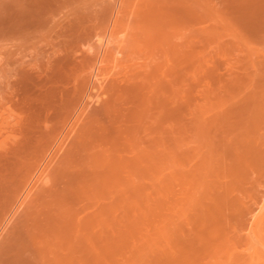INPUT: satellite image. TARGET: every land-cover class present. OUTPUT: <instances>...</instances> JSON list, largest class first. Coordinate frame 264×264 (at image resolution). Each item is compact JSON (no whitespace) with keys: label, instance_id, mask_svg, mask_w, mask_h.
Listing matches in <instances>:
<instances>
[{"label":"rangeland","instance_id":"rangeland-1","mask_svg":"<svg viewBox=\"0 0 264 264\" xmlns=\"http://www.w3.org/2000/svg\"><path fill=\"white\" fill-rule=\"evenodd\" d=\"M62 1H63V3H62ZM67 1H68V3H67ZM69 1H71V3ZM73 1L72 0H65V1L64 0H0V107H1L0 108V165H1L0 166V173L4 169H6L5 167H8L7 165L12 164V162L9 160H11V159L14 160V158L17 157L16 159L20 160V161L19 160L17 161L18 163L25 162L27 159V161L30 163L32 162L33 164L32 163L31 164L34 165L35 167L36 166L40 167V165L43 163V166H41V168H43V167H45L46 164L51 163L50 167H49L50 171L48 169V173H49L48 178H50V180L52 179V176H54V172L59 168L58 165H61V162L63 159L62 158L63 152H61L57 158H54L55 160L54 161L52 160V162L51 161L48 162L49 159H51V158L47 157V158H49L47 160L48 163L46 162V164H45L44 163V161H46V160H44V159H46L45 155L48 154L49 151H47L45 149V147H43V145H42L43 142L42 143L41 142H39V143L35 142L36 144L34 145V141H33V143H32V141H27V142L32 143V144L29 143V146L31 145L30 149H29V146H27L26 140H31V139L33 140L34 139L36 141V138L38 139L39 136H41L43 133V131H41V130H43V129L46 130L47 127H49L50 125H52V126H50V128L52 127V130H55L57 132V131H60L61 129L67 127V125L71 124V122L73 121V118L77 114V112H75V111H76L77 106L80 105L78 103L79 102L81 103V101H82V98L80 101V97H84L83 95L85 93V90L87 92H89L87 89L91 90L90 88L92 85H91V81L89 78L90 75L88 76L86 71L89 73V72H91L90 68L93 69L96 66L97 56H98L100 50L102 49L101 47L103 44H106L105 41H108L107 39L109 37H107V36H110L109 40H111V41L108 42L110 47L107 46V47H109V49L107 48V51H106L107 53L103 54L102 59L104 61H103V63H100V66L102 65V67H101V71L98 75L99 79L96 81V84H99V85L102 82L103 83H102L101 88L98 89V92H96V89H94V90H92V92H90L93 95L94 94L96 95V93H97V96L94 95L93 99L86 98V96H85L84 102H88L91 106L89 107L88 111L82 116L83 118H80L81 122L79 121L80 123H77L78 126L80 124L84 125V123L88 120L86 118L90 117L97 107H100L101 102L106 99V96H110L108 94H110L109 92L111 91L112 85L114 86V85H116L117 82L119 83L120 80L122 78H124L125 76L131 75L133 73H137L136 71H139V69H140V71H139L140 73L145 72V71H141V66H143L142 67L143 70H145V69L148 70L151 64L155 65V63L159 62V59H157V57H156V60L154 59L155 57H153V59L155 60L154 61L152 59V57H151V59H150V56L147 57V51L143 52L141 50V49H143V45L145 44L146 41L153 39V37L156 35L155 32H157V35L154 38H156L158 36V33H159V35L165 31L172 33L173 30H176L179 27L181 28V26L183 27L186 24H188V25L190 24L191 26L189 25L190 26L189 29H193L195 31V34L196 35L198 34V36L195 35L196 38H199V39H196L195 37L193 39H191V41L184 39V37L186 38V36L189 34L188 31H183L182 34L176 35L178 37H173L174 39L172 38L173 42L178 43V44H181V42L183 43L184 41L185 42L188 41L186 46L184 44L185 42L183 43L184 45L182 44L183 46H181L182 47L181 49L184 51L190 50V52H193L194 51L193 49H195V51L193 53L196 52L195 54H193V59H192L193 65H192L191 61L189 62L190 64L189 63L184 64L185 67L183 64H181L182 66L178 65L179 66L178 70L182 67L181 71L180 70L178 71L177 69L174 70L175 72L173 71V75L171 76L172 83L169 84L170 86L168 84H166L167 86L164 88V89H166L167 87H169L171 89L172 88L175 89V87H176V88H178L177 90L175 89L176 91H172L174 89L170 90L169 88H167L166 90L167 91L169 90L170 92L169 91L168 92L162 91V93L165 92V93H170V94L165 95V94L161 93L162 95H164L163 97L161 96V94L159 95V97H152V98L149 97L148 98L149 101L152 99L149 102V101H146L147 100L146 95L143 94V93H145V91L142 90V88L141 89L137 88V89L125 90L124 91V100H125L126 96H127L126 100L127 99H128L127 101L130 100V102H127L125 100V102L131 104L132 100H133V102L135 99L137 101V102H134L135 103L134 109H133V105L131 107L133 109V111L135 110V112H136L135 114L133 113L134 115H136L135 117L133 114H131L133 111H131V113L128 112L127 109L130 108V106L128 108L126 107V106H128V104L124 107V105H125L123 103L124 101H122V102H120L121 100L119 101V103H122L123 105H121L119 103H114L117 101L111 102V104L108 105L110 114L108 115L107 119H110L109 118L110 116L115 117V114H117V113H118V115H116L117 118H114V120H116V121H117V119H118V121H120L123 118L122 120H125V119L131 120V122L133 124L138 125L139 123L135 122V121L136 120L138 121L139 119H141L143 121V125H144V122L146 121L145 126L147 128L144 126L142 127L144 131H145V128H146V130L149 129V124H147V123H150V121L151 120L153 121L155 118L160 119V117H162L164 115L165 118L163 117L164 119L162 121L161 128H162V131L164 132L163 133L164 137L166 136L165 139L168 140V138L171 136V134H169V133H171V131H173V132L175 131L176 134L178 132H180L177 136L180 138V140L183 144L182 143L180 144L182 147H179V150L181 149V151H184V152L181 153L178 150L180 152V155H181L178 158L180 159V157H181L182 163H181V159L178 160V162H175V161H174V163L171 162L173 164H175V163L177 164V166H178V167L176 166L177 171L173 170V169H175V168H173L175 166L171 167L172 165L171 166L169 165L172 168V169H170V170H172L170 176H168V173H170V171L166 169L168 172L166 175L167 177L165 178V174H164V178L162 176V179H161L160 174L163 173L164 171H166L165 165L168 162L170 163V161H172V160H170L169 158L164 159L167 162L166 163L163 161L165 163L163 165L165 168L162 167L164 170H162V172L160 170H158L159 172L155 174L154 172H157L156 168L159 169L158 166L160 165V164L157 165L159 163L157 160L156 161L158 163L156 164V161H155L156 155H154V157H153V155L151 156L148 152H146L147 149L144 150L145 148H142V150L144 152L141 150L142 154H140V155H143V158H144V156L147 154L144 159L148 162V165L152 168V170H149L150 173L148 171V172H145V174L150 175L151 171H152L153 174L160 176L159 179H161V180L164 179L165 183L163 181L160 182L161 180L158 179L157 180V181H159L158 184H155L157 186V189H158L159 187H161L160 183H163L162 187H164V188H162V189L160 188L157 191L156 186H154V188L156 189L158 194H159L160 190H162V191H160V193L164 191L163 192L164 196H162L163 200L161 199V196H160L162 193L157 195V194H153V192H152L155 190L152 186L154 185L155 182L157 183V181H156L157 176L155 177V175L154 176H152V174L150 175L152 178L155 177L154 183L152 182V180H154V179H152L150 176L149 177L152 179L151 182L149 180L150 178L146 177V175L140 176V177H146L147 179L141 181L142 179L139 178L137 180L138 182L136 183L135 187H137L138 184H139L138 185V187H139L141 184H144V182L147 181V183H145V185L146 184L148 186L152 185L151 187L153 189H151V187L148 188L147 186H145V188H148L149 189L148 191L151 192L150 193L147 190H145V193H147V195L144 194L146 198L145 197L142 198L141 197L142 195L140 193H139L140 196L138 194L135 195L134 192H137L136 191L137 189H135L132 192L131 198L133 201V206L131 207L130 212H129V221H128L129 225L128 224L126 225V222H125V226H124V224L122 225L119 223H118V225H116V227H115L116 240L114 243V250L112 252V255H110V257L108 259L106 254L105 255L102 254L104 256L99 258L98 262H99V264H120V263L125 264L126 263L125 261H127V263H128L129 259H131L128 264H134L135 261L139 263L140 259H142V260L146 261V263L144 261V264H147L151 261L154 262V264H157L162 257L163 261H164V259L170 260L171 261V262H169L170 264H173L174 263L173 261L183 260V259H184L183 264H184V262H186L185 264H195V263L196 264H206L205 262H207V264H221V263H218V261L220 260L221 262H223L224 261L223 259L226 258V256H225L226 253H228V254L229 253H234V254H241L242 253L243 254L245 252V250H244L245 246L243 245V242L238 240L240 229H238L236 227V225L238 223V221H237L238 214L240 212L238 214H235L234 211L231 210L230 211V213L232 212L231 214L227 213L229 208L225 209V210H227V212H226L222 208V207H224L225 204L220 206L217 203L219 202L218 200H219L220 195L226 196V194L229 192L227 190H229L230 187H227V186H231V185H226L227 182H228V184L229 183L233 184V185L236 184L235 186H232V188H235V189H233V192H234L235 197L237 196L239 198V200L241 201L240 202L238 200V202H240L242 204V206H244L243 208H245V211L246 210L249 211V209L254 207V204L256 203V201L260 200V198L262 197L261 193L264 192V0H213V1L212 0H199V1H197V0H192V1L191 0H109V1L108 0H73ZM64 2H66V3H64ZM197 3H198V5H197ZM18 4H20V5H18ZM74 4H75V6H74ZM102 6H104V7H102ZM111 6H113V7H111ZM198 6H200L201 9ZM105 7L107 9H105ZM108 8H109V10H108ZM202 8H203V10L207 9L206 13L208 10H210L209 13L211 12V14H207V15H211V16L202 17V19H201L200 18L201 16H199V15L200 14L202 15V13H200V12H202ZM100 9H101V11H100ZM221 9H222V11H221ZM194 10H195V12H197V11L199 12L201 10L199 12L200 14L194 13ZM115 11L117 12V14ZM4 12H6V13H4ZM99 12L100 13L102 12V13L98 14ZM122 12H123V14H122ZM203 13L206 15L205 11ZM195 14H196V16H195ZM197 14H198V16H197ZM160 17H161V19H160ZM221 17H222V19H221ZM154 18H156V19H154ZM206 18H207V20H206ZM208 18H210V19H208ZM80 19H81V22H80ZM148 19H149V21H148ZM212 19L215 22H213ZM208 20H210V21H208ZM82 21H84V22H82ZM98 21L100 22V24H98ZM140 22L141 23L143 22V23L140 24ZM210 22H211V24H210ZM159 23L164 24V25L162 24V27H160L163 29V31L156 29L158 26H161V24L158 25ZM93 25H95V26H93ZM209 25H211V27ZM61 26H63L64 29H60V28H63ZM152 26H154V27L152 28ZM155 26H157V27H155ZM174 26H177V28L171 29V28H174ZM203 26L204 27L206 26V28H204ZM91 27H93V28H91ZM141 27H142V30H141ZM169 27H170V29H169ZM146 28H149V29L151 28L152 29V30L150 29L151 32H150V30H148ZM108 29H109V31H108ZM111 29H112V31H111ZM138 29H140L141 31ZM33 31H35V32H33ZM207 31H209L213 37L210 34H208L209 32H207ZM99 32H100V34H99ZM67 33H68V35H67ZM138 33H140V34H138ZM151 33L152 34L154 33V34L152 35ZM202 33H203V35L201 37H199ZM26 34H28V35H26ZM122 34H123V36H122V38H120ZM125 34H127V35H125ZM179 35H184V36H181V40H180ZM18 36H20V37H18ZM94 36H96V37H94ZM146 36L149 39H147ZM70 37L73 39H71ZM137 37H139V38H137ZM119 38H120V41H119ZM140 38H141V40H140ZM142 38H143V40H142ZM43 39H44V41H43ZM68 39H69V41H68ZM89 39H91V40L89 41ZM117 39H118V41H117ZM131 39H132V41H131ZM175 39H177V40H175ZM123 40H125V41H123ZM114 41H115V43H114ZM195 41H197V42H195ZM47 43H48V45H47ZM59 43H60V45H59ZM142 43H144V44H142ZM56 44H58V45L54 46ZM141 44H142V46H141ZM73 45L75 48L72 47ZM92 45H93V48H92ZM118 45H120V46H118ZM122 45H124V46H122ZM127 45H129V46H127ZM132 45L134 46V48H132L133 47ZM64 46H66L67 48ZM81 46H82V49H81ZM125 46H126V49H125ZM188 46L190 49L188 48ZM138 47H141V49ZM51 48H52V50H51ZM86 48H91V49L87 51ZM53 49L56 51H53ZM58 49H60V50H58ZM80 49H81V51L85 50L84 53L81 52ZM131 49H133V50H131ZM137 49H138V51H137ZM93 50L98 51V53L93 51ZM66 51L71 55V57H69L70 55H68V53ZM135 51L138 53L141 51V53L138 54ZM86 52L87 53L89 52V53L87 54ZM91 52H93V53H91ZM145 52H146V54H145ZM53 53H54V55H52ZM73 53H75V54H73ZM116 53L119 55H117ZM47 55H49V56L52 55V56H50V58H49V56L47 57ZM129 55L131 57H129ZM136 55H139V56L137 57ZM144 55H146V58ZM45 56H46V58H45ZM56 56L60 60H57L58 58ZM85 56H87V58H88L87 60H89L91 62L87 63V61L85 60L86 59ZM63 57H65V58H63ZM76 57H79V58L77 59ZM90 57H92L91 58L92 60L90 59ZM47 58L49 59V61L53 62V64L58 65L61 62H63L64 64L63 63L60 64V65H62V68L60 67V70H59L57 65H56L57 68H55L54 67L55 65H54L53 66L54 68H52V69L50 68L51 70L46 69L47 66H45V65H47V62H48ZM195 58H196V60H195ZM63 59H64V61H63ZM121 59H123V60H121ZM45 60H46V64H45ZM128 60H129V62H128ZM132 60H134L133 61L134 66H133V63L130 62ZM148 60L149 61L151 60V61L149 62ZM57 61H59V63H57ZM81 61H83L85 63H83ZM135 61L138 63H135ZM195 61H196V63H195ZM54 62H56V63H54ZM77 63L79 65H77ZM149 63H151V64H149ZM88 64L90 66H92L93 64L94 65L92 67H89ZM147 64H149L148 67H147ZM36 65H38V66H36ZM128 66L129 67L131 66V67L129 68ZM137 66H138V69H135ZM139 66H140V68H139ZM84 67H87L86 68L87 70L83 69ZM88 68L90 71L88 70ZM35 69H37V70H35ZM80 70L82 71L81 73H80ZM118 72H119V74H118ZM129 72H130V74H129ZM80 74H82V76ZM84 74H87V75L84 76ZM120 76H122V77H120ZM84 77H85V79H84ZM87 77H88V80L86 79ZM105 86H107L106 87L107 90H106ZM172 86H174V87H172ZM177 86H179V87H177ZM178 90H180V91H178ZM142 91H144V92H142ZM141 95H143L144 99H146V100H144L143 96H141ZM60 96L63 98H61ZM165 96H166V98H165ZM90 97H92V95ZM139 97L142 98L141 101H143V100L145 101V103H143V102H142L143 104L141 103V106H140V104H138L139 103V101H138ZM161 97L163 99H161ZM5 98H7L8 100ZM164 98H165V100H164ZM63 99H66V100L69 99V103L72 105L69 104V106H68L67 104H63V103H68V101L66 102L65 100H64L65 101L64 102ZM122 99H123V97H122ZM167 99H169V100H167ZM95 100H97L99 103L97 102V104H96ZM153 101L155 103H152ZM14 102H17V103H14ZM57 102L59 104L61 103L60 107L64 105L63 111L60 110V108L58 110L59 104ZM133 102H132V104H133ZM148 102L151 105L148 107H145L144 106L145 104L149 105ZM9 103H10V105H9ZM170 103H172V104H170ZM112 104H113V106H112ZM116 104H118V105H116ZM110 105L112 106L111 111H110ZM120 105H121V107H120ZM152 105L154 107H152ZM170 105H172V106L168 107ZM16 106H18V107H16ZM65 106H68L69 108L68 107L67 108L69 110L66 109ZM71 106L73 109L71 108ZM135 107H137L138 109L140 108V111L139 110L136 111L137 108L135 109ZM143 107H145V108H143ZM123 108H126V111ZM163 108H166V109H163ZM186 108L188 111H186ZM150 109L152 111H154V113ZM201 109H203L204 111ZM14 110H16V111H14ZM129 110H131V109H129ZM165 110H166V113H165ZM169 110H170V112L174 111V113H176L177 116L173 115V113H170ZM30 111H31V113H29ZM116 111H118V112H116ZM144 111H145V113H143ZM191 111H194V114ZM137 112H138V114H137ZM14 113H16V114H14ZM89 113H90V116H89ZM140 113H142V116ZM146 113L148 116L146 115ZM19 114L21 117L24 116L23 117L24 119L20 118ZM42 114H43V116H41ZM49 114H51V117L49 116ZM61 114H63V115H61ZM67 114H68V116H67ZM130 114H131V116H130ZM143 114H144V117H143ZM165 114H167V116ZM57 115H58V117H57ZM152 115H153V117L151 119ZM171 115L177 117V118H175V121H177L179 123L178 124L179 129H178L177 124L174 123V121H173L174 119L172 118L173 116L171 117ZM199 115H203L204 117L202 116L200 118ZM47 116L49 117V119H51V121L50 120L47 121L48 123L45 122L48 126L46 124H44V122L43 123L41 122L43 120L45 121L44 117L47 119ZM168 116H170V117H168ZM196 116L198 119L196 118ZM30 117H34V119L36 117V120H38V121L41 120V121H40V123L34 124V126L36 127L35 129H38L37 131L32 127L34 129L32 131L35 132V135H33L34 133L31 132L32 134L28 136L27 134L28 133L30 134L31 130L29 131L28 130L29 127H26V122L28 120L27 118L30 119ZM132 117H134V118H132ZM136 117H137V119H136ZM139 117H141V118H139ZM84 118L86 119V121ZM17 119L20 122L16 121ZM147 119H149L150 121L148 120L149 122H147ZM167 119L169 121H167ZM170 119H173V120H170ZM196 119H197V121H196ZM64 120H65V122H64ZM112 120H113V118L111 119V121ZM203 120L205 121V123ZM202 121H203V123H201ZM209 121H210V123H209ZM167 122H168V124H167ZM41 123L44 124V126H46V128L45 127H43V128L39 127V124L42 126ZM49 123H50V125H49ZM197 123L200 125H198ZM20 124H22V125H20ZM105 124H106V126L105 125L104 126L106 127L107 131L111 132L110 129L113 130V132H111V133H113L115 136V133H114V131L116 132V130L114 129L115 124L111 123L113 125H111V127L108 126L109 130L107 128L106 122H105ZM141 124H142V122L138 125L139 130L141 129L140 128ZM169 124H170L171 130L168 126ZM57 125H59V126H57ZM63 125H64V127H63ZM108 125H110V124H108ZM185 125H186V127H185ZM78 126L77 125L75 126L74 131L72 132V135L74 133L75 134L73 136L71 135L72 139L71 138L68 139V141L70 139L71 140L66 143L64 150L68 149V147H69V149H70V147H72L71 143L74 142L75 138L78 136L80 130L82 129V125H80L79 127ZM172 126H174V128ZM207 126H208V128H207ZM77 127H78V129L81 127V129L78 130V129H76ZM150 127H151V125H150ZM199 127H201L200 129L203 128L202 131H200ZM26 128H27V131H26ZM39 128H41V129L39 130ZM48 129L46 132L49 133V131H50V133H51L52 130L50 129L48 131ZM75 129L77 132L75 131ZM246 129H248L250 131V133H252V131H253V133L251 134V137L253 139H255L254 140L255 143L253 142L255 145V146L253 145V147L255 148V151H254L255 153L253 152L254 149H253L252 145L250 146V144H249V147H252L253 150L249 149L247 147L248 146L247 143H246L247 146L246 145L242 146L243 148L245 147L247 150L249 149L252 151V154H251V151L245 152V153H249L250 154L249 156H247L248 154L245 155L244 152L241 151V150H245V149H242L241 147H239V151L237 153V156L239 157V153L242 152V154H240V157H239V158H241V160L240 159H238V160H240L239 163H243V164L239 165V164H237L238 160H236L237 159L236 158L237 156L235 155L236 153L235 154L233 153L234 151L236 152L238 149L234 150L233 148L236 149V146L234 145V143L238 140H241V137H242L241 135H244L245 133L249 134V131H247ZM253 129H255V131L257 133H255V131ZM143 130H141L140 132H142ZM229 130H231V131H229ZM244 131H246V132H244ZM26 132H28V133H26ZM108 132H105V134H107ZM145 132H149V130L145 131ZM241 132L242 133L244 132V134H240ZM36 133H38V134H36ZM44 133H43V135H44ZM111 133H108L109 136H113V135H111ZM190 133H192V134H190ZM103 134H104V132H103ZM126 134H128V133H126ZM142 134H146V133H142ZM101 135H99V136H101ZM118 135H120V134H118ZM122 135H123V133L119 137L115 136L116 138L113 136L114 137L113 141H110L111 138L109 137L110 140L107 139L108 142L104 138V137H106V135L104 137L102 136V138H104V141H106L107 143L114 142V144L116 143V140L118 138V141L116 144H117L118 148L121 147V149H122V147L123 148L125 147L124 150L122 149V152L125 153L124 152L125 149L128 150V148H126L127 145L124 146L125 145L124 142L126 139H123V138H127V136L124 134L122 137ZM234 135H235V137H234ZM236 135H238L240 138ZM24 136L25 137L27 136L30 138L29 139L26 138V140H25ZM34 136H36V138ZM99 136H97L95 138V140H96L97 144L102 145L103 141L101 142V140L99 139L100 138ZM228 136H229V140H228V138H226ZM190 137H191V140L189 139ZM248 137H245V139H248L247 141H250L251 140L250 136H248ZM254 137H256V138H254ZM23 138H24V140H23ZM106 138H108V137H106ZM243 138H242V140H243ZM121 139L123 141H121ZM165 139H164V141H165ZM186 139L189 142V144H187L188 142L186 141ZM188 139L190 141H192L193 139L194 140L192 142H190ZM203 139H204V141H201ZM207 139H209V140H207ZM245 139H244V143L246 142ZM22 140L25 141L26 145L23 144ZM42 141H44V140H42ZM97 141H99V142H97ZM194 141H195V143H193ZM165 142H167V141H165ZM239 142H237V143H239ZM237 143H235V144H237ZM240 143H242V145H244V143L242 141ZM240 143H239V145H240ZM250 143L252 144V142H250ZM151 144H153V142L150 143V145H149V143L147 145H149L151 147L152 146L155 147V143L153 145H151ZM204 144H206V145H204ZM22 145L25 146V149H24V146H22ZM37 145L39 146V148ZM106 145H108V144H105V142H104L102 147L105 150L107 148H109V151H108V149L106 150L108 155L110 154V156H111V157L109 156L108 164H109V166H111V168L114 167L116 170H118L119 167L121 166L122 161L125 162V159H123L125 156L123 157L122 152H120L121 150L118 151V152H120L121 158L118 155L119 153L112 151V150H116V148H114V146L112 148H110L113 145V143H112V145H108L109 147H106ZM158 145H161V143H159ZM32 146L35 148L37 147V149L35 150L34 148H32ZM66 146H68V147L66 148ZM183 146H185V147L187 146V147L185 148ZM194 146H196V147L193 148ZM232 146H233V148L231 149L230 147H232ZM237 146H238V144H237ZM151 147L148 149V151L150 152L151 150H154V154H155V152H157L156 149H158V150L160 149V151L164 149L163 147H161V148L156 147V149L155 148L151 149ZM212 147H214V148H212ZM228 148H230L231 151H233V150L234 151L231 152L230 149H228ZM240 148H241V150H240ZM17 149L18 150L20 149L21 151L19 152ZM95 150L92 147V149H90L89 153H93ZM117 150H119V149H117ZM194 150H196V151L194 152ZM17 151L20 154L17 155V153H16ZM66 151L67 150H65V152ZM110 151H111V153H110ZM165 151L166 150H164L162 152L165 153ZM167 151H169V150L167 149ZM186 152H187V154H186ZM216 152H218V153H216ZM29 153H32V156ZM39 153H40V155H39ZM116 153H117V155H116ZM213 153L217 156H214ZM231 153H233V154H231ZM33 154L37 155V156H34ZM126 154H124V155H126ZM205 154H207V155H205ZM14 155H15V157H14ZM19 155H21L25 160L22 158H18ZM26 155L27 156L29 155L31 157L28 156V158H25ZM183 155H184V157H183ZM242 155L244 158L241 157ZM254 155H255V157H253ZM112 156H115V157H112ZM126 156L128 157V155H126ZM185 156H186L187 160L189 159V156L191 157L189 160L190 162L185 161L186 160V159H184ZM245 156H246V160L248 157L249 161L244 160ZM11 157H13V158H11ZM40 157H42V158L40 159ZM233 157L236 159L234 160ZM140 158H141V156H140ZM42 159H43V161H42ZM56 159H58V160H56ZM149 159L151 160V162L149 161ZM59 160H60V162H59ZM167 160H169V161H167ZM197 160H198V162H196ZM200 160H202V162H204L203 163L204 165L202 164V162L200 163ZM8 161H9V164H8ZM40 161H42V162H40ZM219 161L220 162L222 161V162L220 163ZM244 161L247 162L246 165H244V163H245ZM4 162H6L5 166L3 165ZM117 162H119L120 166ZM192 162H193V164H192ZM195 162L199 167L197 165L196 166L194 165ZM27 163H26L25 167L29 164V163L28 164ZM115 163L117 165H115ZM154 163L157 165L156 168L154 166ZM184 163L187 164L188 166L185 165ZM188 163L189 164L191 163V164L189 165ZM198 163H200V164H198ZM161 164H163V163H161ZM32 165L31 166L28 165L29 169L31 171H32V169H31L32 167H33V169L35 168ZM200 165H202V166H200ZM242 165H244L246 169L243 168L244 166L241 167ZM54 166H55V168L53 169L52 167H54ZM153 166H154V168H153ZM166 166H168V165H166ZM191 166L192 167L195 166V170H194V167L192 168L194 173H193V171H189V170H192V169H190ZM25 167H24V163H23V166L20 167V169H18L16 172H14L15 177L12 174L13 177H11V179L12 178L13 179L12 180L10 179L11 180L10 182L18 181V179L23 174V172H26L25 169H28ZM160 167H161V165H160ZM197 167L199 168L198 170H196ZM200 167H202V168H200ZM22 168H23V170H22ZM149 168H147V170ZM178 168L181 170L179 171ZM203 168H204V170H203ZM1 169H3V170H1ZM120 169H122V166ZM13 170H15V169H13ZM19 170H21L20 174H19ZM199 170L201 171L200 173L198 172ZM121 171L124 172L123 170H121ZM121 171H120V173H122ZM36 172H37V169H36ZM36 172L34 170V172L32 174V176H33L32 180L35 179V176H37L35 174ZM130 172H132V171L130 170ZM195 172H196V174H195ZM17 173L20 175L19 177L17 176ZM125 173H127V174L121 175V177H122V179H120L121 181H124V180L126 181V179H125L127 177L126 175H129V173L128 172H125ZM173 173H175V174L172 175ZM180 173H181V176H179ZM182 173L184 175L186 173V175L183 176ZM189 173H192V176ZM204 173H205V175H204ZM227 173H228V175H227ZM34 174H35V176H34ZM102 174L103 173H101V177H102ZM132 174H133V172H132ZM132 174L130 173L129 176H133V177L128 176V178H130V180L127 179V181H131V182L133 181V185H134V181L136 182L135 179H137L138 177L135 174H133V175ZM201 174H203V175H201ZM219 174H220V177L218 176ZM124 175H125V177H123ZM161 175H163V174H161ZM188 175H189V178L187 177ZM199 175H200L201 179L196 178V177H199ZM16 176L18 177V179L16 178ZM77 176L78 175H75V176L73 175V177H76L77 178L76 180L78 181ZM228 176H229L231 181L229 180ZM80 177L81 178H79L78 183L82 180V184H84V186H85L87 184V182L85 181L86 182V184H85V183H83V181L86 179L84 178V176L82 174ZM134 177H136V178H134ZM194 177L196 178V180ZM209 177H210V179L211 178L212 179L210 180ZM217 177H218V179H217ZM224 177L227 178L230 182L227 179H225ZM73 179L74 178L71 177L72 181H74ZM197 179H199V181H201L203 184L201 182H199ZM38 180H41V179H36V181L33 180V183L30 182L29 187L33 186L34 187L33 190L38 191V193L35 192V193H37V194H35V196L38 198V200L40 199L42 201V199L44 197L42 193L47 187L50 186L49 184H51V183H50V181H49V184H48V182H46L47 185H45V183H44V185H45V188H44V185L42 187V184L44 181L38 182ZM139 180L141 181V183ZM148 180L150 183L148 182ZM173 180H175V181H173ZM212 180H214V181H212ZM226 180H227V182H226ZM178 182H180V183H178ZM198 182H199V184H197ZM205 182L207 185L206 184L204 185ZM222 182L223 183L226 182V183L222 184ZM171 183H173V185ZM183 183H185V185ZM193 183H195V184H193ZM79 184H81V182ZM79 184H77V186ZM165 184H167L169 186H166ZM180 185H182L183 187L182 186L180 187ZM219 185L220 186L225 185V187H224L225 189L222 188V186L220 187ZM81 186H83V185H81ZM81 186H79V188H82ZM172 186H173V188H171ZM188 186L190 188H188ZM204 186H206V187H204ZM236 186H238V187H236ZM166 187L169 188V190H167ZM201 187L204 188V189L202 188L203 189L202 192H203L204 196L207 197V199L204 196H202L203 194L201 192ZM170 188H171V190H170ZM179 188L182 189L183 192ZM195 188L198 190V192ZM198 188L200 189V192H199ZM218 188H220V192H219ZM232 188H230V191L232 190ZM236 188H238L239 190ZM88 189H90V188H88ZM88 189H87V187H85V189H84L85 192L88 191ZM92 189H94V188H92ZM92 189H90L89 191L91 192ZM172 189L174 191L175 190L176 191L174 192ZM207 189L210 192L212 191V189H214L215 194H213V191H212V194H213L212 195L210 192H208ZM217 189H218V192H217ZM222 189H224L225 191ZM33 190H32V193H30V195H29L30 198L28 197L25 200L26 202L24 203V205H22V207L20 209L23 211V213H22V211L18 210L17 213L12 218L13 221L11 220L10 222H8V224L5 220L8 218L7 221H9L10 215L15 210L14 208H16L17 206H15L14 200L13 201L11 200L12 202L10 201L8 205L5 204L6 206L5 205L0 206V209H1L0 214L6 215V216H4L5 219H4V217L0 218V224H1L0 233L2 232V235H0L2 238V240L0 242L1 248L5 247L7 245V241L10 239L9 238L10 235H9L8 239L6 238V240H4L5 237H7V235L9 233L12 236L13 232L20 226L22 218L25 219L24 218V216H26L25 212L27 211L26 212L27 214H28V211L30 212L31 208H29V206L30 207L33 206L35 208L36 206H38L41 203V201H38L37 198L34 195H32L34 192ZM80 190H82V189H80ZM95 190L96 189L92 190L93 196L96 195L97 190L96 191ZM192 190H194V192ZM206 190L208 193L206 192ZM77 191H78V194L82 192V191L80 192L79 190H77ZM94 191H95V193H94ZM165 191H167V192L169 191L168 193H170V191H172L171 192L173 194L172 199H169V198H171L172 194L167 195L168 193ZM223 191H224V193H223ZM204 192L207 195H205ZM225 192H227V193H225ZM233 192H232V194H233ZM2 193H3V191L1 190V192H0L1 196L3 195ZM17 193L13 194V197H15V199L18 195ZM119 193H121V195ZM165 193H167L166 195L168 196V198L165 197L166 196ZM177 193L180 195H178ZM185 193L188 196L185 195ZM198 193L202 194V195H200V197L202 196L201 200H199L200 198L198 196L199 195ZM216 193H220V195L219 194L217 195ZM221 193H223V194H221ZM15 194H17V195H15ZM70 194H73V193L70 192L68 195H70ZM82 194H84V191H83V193L79 194V197ZM88 194H89V192L85 195L87 196ZM115 194H116V196L117 195L123 196L124 195L123 187L120 186L119 190H118V194H117V192ZM208 194H209V196L212 195V197L215 196V197H213V200L216 197H218V198H216V200H214L216 202L215 205L213 204L214 201L210 202V200L212 198L208 199ZM4 195H5V191H4ZM134 195H135V197H137V200H138V196H139L140 201L139 200L138 201L141 203V206H138L139 202L137 203V200L134 199L135 198ZM194 195H196L198 197H196ZM227 195H228L227 196L228 199H229V196L230 197L233 196L230 194H227ZM73 196L75 198V195H73ZM93 196L90 195L91 198ZM106 196H108V195H106ZM116 196H114V197H116ZM185 196H187V197L192 196V197H190V199L188 200V198H186ZM10 197H11V195L9 196V198ZM66 197H67V195H66ZM69 197L70 196H68V198ZM72 197L70 198L72 201L70 199H67V201L69 203H67V201L66 202L63 201L62 199H64V198H62V199L59 198V199H61V201L59 200L60 202L58 201V203H60L59 205H60L61 209L60 208L59 209L61 212L71 211V213H73V210H74L73 214H75V212H77V214H78V211H79L78 209L85 210V207H83V206H84V203H86L87 198H85V197L82 198L83 196H81L80 199L77 198V199H75V202H74V200H73L74 198L72 199ZM76 197H78V195ZM195 197L199 200V203H198V200L195 199ZM235 197L233 196V198H235ZM237 197L235 198V200L232 198L233 199L232 201L234 203H236ZM141 198H142V200H144V202L141 201ZM33 199H36V200L32 201ZM119 199L120 198L118 197L117 200H119ZM191 199H192V201H190ZM76 200H78V201H76ZM87 200H89V198ZM173 200H175V202ZM62 201H63V203H61ZM163 201L165 202V204ZM169 201H171L170 204H169ZM177 201L179 203V206H178V203H176ZM193 201H194V203L192 204ZM34 202L36 203V206H35ZM37 202H39L38 205H37ZM70 202L71 203L74 202V206H72V204H70ZM82 202H83V205H82ZM103 202H105V201H103ZM166 202L168 204H166ZM185 202H186V204H185ZM208 202H209V204H208ZM11 203H12V205H11ZM32 203H33V205H32ZM143 203H145V204H143ZM230 203H232V202H230ZM175 204H177V205H175ZM189 204L191 206H189ZM210 204H213L212 206L214 207V209H216L218 207V206H216V204L219 205V208H217L215 211H218V209H221V213L220 212L217 213L216 216H213V213H212V216L210 215L211 216V218H210V216L208 214H210V210H211V208L213 209V207L210 206L211 208L209 210L207 208L204 209V206L208 207ZM9 205H10V208H9ZM13 205H14V208L11 207ZM27 205H28V208H27ZM75 206H78L77 207L78 211L75 210L76 209ZM198 206H200V207L198 208ZM215 206H216V208H215ZM33 207H32V210L34 209ZM71 207H72V210H69V209H71ZM74 207H75V209H74ZM80 207H82V208H80ZM187 207L192 208V209H188ZM194 207H196V208H194ZM11 208L14 210L12 211ZM168 208H170V209H168ZM197 208L199 209L198 210L200 213L199 216L197 214L198 211L195 213ZM3 209L5 212H3ZM187 209L191 212V214H189L190 212ZM200 209L202 211L204 210L206 215L201 214ZM222 209H223L225 214L222 213ZM90 210L91 209L86 210V211L90 212ZM116 210H118V208ZM164 210H166V211L164 212ZM167 210H168V212H167ZM176 210H178L179 212ZM207 210H208V212L206 213ZM192 211H194V213ZM18 212L19 213L21 212V214L19 215ZM118 212H119V210H118ZM17 214H18V216H17ZM83 214H84L83 218H85V214H87V212L84 213V211H83ZM195 214L197 216H195ZM226 214L228 216H230V217L227 216V219H226ZM78 215L77 216L80 218V214H78ZM117 215H119V214H117ZM193 215L195 218L193 217ZM168 216H169V218H168ZM217 216H219V217H217ZM223 216H225V219ZM14 217H15L16 222L18 221L19 223L15 224ZM78 217L75 218L76 221H75L74 217L72 218L74 220V224H75V222H77V219H79ZM196 217H200L201 219L198 218V220H197ZM203 217H204V220H203ZM86 218H87L86 220H88V217H86ZM2 219L5 221L4 225H3ZM228 219H229V221H228ZM80 220H83V219H80ZM227 221L229 223L231 222L230 223L231 226L228 225V227H227ZM58 222H59V220H58ZM212 222H213V224H212ZM217 222H218L219 227H217L218 225L217 226L215 225V224H217ZM5 223L7 224V226H5L6 225ZM53 223L55 224V223H57V221L53 222ZM195 223H197V224H195ZM201 223H203L204 225ZM233 223H234V225H233ZM199 224H200V228H199ZM51 225H53L52 222L49 226H51ZM69 225L70 224H68V226ZM178 225H180V226H178ZM4 226L7 229H5L6 232L3 233ZM175 226L177 228H175ZM211 226L213 228L212 230H211ZM234 226L236 228H234ZM11 227H12V229H11ZM225 227L227 228L228 231L226 230ZM62 228L63 227H61V229ZM178 228H180V230L181 229L182 230L178 231ZM8 229H9V233H8ZM63 229H64L63 231L65 232V228H63ZM213 230H214V232H213ZM205 231H206V233H205ZM242 232H244V231H242ZM173 233L176 236H173ZM177 234H179V236ZM180 234H181V236H180ZM208 234L210 235L211 238L209 239V237H208V241H207V237H205V236H207ZM198 235L200 236V238ZM225 235H227V237H225ZM261 241H262V243H264V234H262V236H261ZM165 242L170 243V246L172 245V243L175 245H177V243H180V247L182 246V250H180L178 252V250H179V248H178V250L176 249V254L174 253L175 250L173 251V253H174L173 254L172 248L169 249L168 248L169 244H166ZM262 245H264V244H262ZM173 246L174 245H172V247ZM191 246H193V247H191ZM177 247H179V244ZM194 248L195 249L197 248V250L195 251ZM184 249H185V253H184ZM215 249H220V250H215ZM169 253H171L172 255L171 254L169 255ZM195 254H197V255H195ZM228 254H227V258H228ZM200 256H202V257L200 258ZM175 258H176V260H175ZM198 258H200L201 260ZM134 259H135V261H134ZM154 259H157V260H154ZM106 260H108V261H106ZM185 260H187V261H185ZM156 261H158V262L156 263ZM215 262H217V263H215ZM140 263L143 264V262H140ZM160 263H161V261L159 262V264ZM164 263H165V261H164ZM169 263H167V264H169ZM175 264H182V263L181 262L179 263V261H178ZM226 264H228V261Z\"/></svg>","mask_w":264,"mask_h":264},{"label":"bare ground","instance_id":"bare-ground-1","mask_svg":"<svg viewBox=\"0 0 264 264\" xmlns=\"http://www.w3.org/2000/svg\"><path fill=\"white\" fill-rule=\"evenodd\" d=\"M65 1V0H64ZM73 1V0H72ZM109 1V0H108ZM107 1V2H108ZM192 1V0H191ZM197 1H199V0H197ZM213 1V0H212ZM37 2V1H36ZM70 3H71V1H69ZM74 2V1H73ZM151 2V1H150ZM174 2V1H173ZM195 2V1H194ZM219 2V1H218ZM4 3V2H3ZM34 3V2H33ZM56 3V2H55ZM62 3H63V1H62ZM64 3H66V2H64ZM67 3H68V1H67ZM69 3V4H70ZM106 3V2H105ZM104 3V4H105ZM109 3V2H108ZM178 3V2H177ZM190 3V2H189ZM203 3V2H202ZM201 3V4H202ZM225 3V2H224ZM73 4V3H72ZM110 4V3H109ZM200 4V5H201ZM206 4V3H205ZM208 4V3H207ZM18 5H20V4H18ZM23 5V4H22ZM29 5V4H28ZM60 5V4H59ZM68 5V4H67ZM77 5V4H76ZM119 5V4H118ZM187 5V4H186ZM197 5H198V3H197ZM196 5V6H197ZM69 6V5H68ZM74 6H75V4H74ZM107 6V5H106ZM109 6V5H108ZM193 6V5H192ZM20 7V6H19ZM30 7V6H29ZM57 7V6H56ZM59 7V6H58ZM64 7V6H63ZM102 7H104V6H102ZM111 7H113V6H111ZM195 7V6H194ZM193 7V8H194ZM198 7H200V6H198ZM2 8V7H1ZM7 8V7H6ZM18 8V7H17ZM16 8V9H17ZM47 8V7H46ZM119 8V7H118ZM141 8V7H140ZM192 8V9H193ZM59 9V8H58ZM103 9V8H102ZM105 9H107L106 7H105ZM184 9V8H183ZM200 9H201V7H200ZM209 9V8H208ZM26 10V9H25ZM31 10V9H30ZM40 10V9H39ZM64 10V9H63ZM108 10H109V8H108ZM187 10V9H186ZM196 10V9H195ZM195 10H194V13H198V14H200V13H202V15L200 14L199 16H201L200 18L202 19V17H206V16H211V15H207V14H211V12L209 13V11L210 10H208L207 11V13H206V10H203V8H202V12H195ZM17 11V10H16ZM62 11V10H61ZM99 11V10H98ZM97 11V12H98ZM100 11H101V9H100ZM105 11V10H104ZM150 11V10H149ZM157 11V10H156ZM182 11V10H181ZM205 11V13H206V15L203 13ZM221 11H222V9H221ZM58 12V11H57ZM63 12V11H62ZM103 12V11H102ZM101 12V13H102ZM107 12V11H106ZM105 12V13H106ZM116 12V11H115ZM188 12V11H187ZM191 12V11H190ZM4 13H6V12H4ZM64 13V12H63ZM62 13V14H63ZM100 12L98 13V14H101ZM104 13V14H105ZM120 13V12H119ZM56 14V13H55ZM66 14V13H65ZM111 14V13H110ZM116 14H117V12H116ZM122 14H123V12H122ZM155 14V13H154ZM191 14V13H190ZM189 14V15H190ZM198 14H197V16H198ZM31 15V14H30ZM34 15V14H33ZM44 15V14H43ZM121 15V14H120ZM140 15V14H139ZM100 16V15H99ZM102 16V15H101ZM151 16V15H150ZM194 16V15H193ZM195 16H196V14H195ZM126 17V16H125ZM142 17V16H141ZM29 18V17H28ZM66 18V17H65ZM100 18V17H99ZM158 18V17H157ZM199 18V19H200ZM101 19V18H100ZM107 19V18H106ZM153 19V18H152ZM154 19H156V18H154ZM160 19H161V17H160ZM198 19V18H197ZM208 19H210V18H208ZM221 19H222V17H221ZM225 19V18H224ZM163 20V19H162ZM204 20V19H203ZM206 20H207V18H206ZM205 20V21H206ZM62 21V20H61ZM101 21V20H100ZM115 21V20H114ZM148 21H149V19H148ZM155 21V20H154ZM157 21V20H156ZM160 21V20H159ZM208 21H210V20H208ZM212 21H213V19H212ZM221 21V20H220ZM80 22H81V19H80ZM82 22H84V21H82ZM88 22V21H87ZM147 22V21H146ZM199 22V21H198ZM203 22V21H202ZM207 22V21H206ZM213 22H215V21H213ZM66 23V22H65ZM91 23V22H90ZM117 23V22H116ZM143 23V22H142ZM141 22H140V24H142ZM158 23V22H157ZM188 23V22H187ZM59 24V23H58ZM68 24V23H67ZM98 24H100V22L98 21ZM97 24V25H98ZM155 24V23H154ZM161 23H159L158 25H160ZM163 24V23H162ZM162 24H161V26H155V27H157L156 29L157 30H160V31H163V29L162 28H160V27H162ZM209 24V23H208ZM210 24H211V22H210ZM30 25V24H29ZM63 25V24H62ZM118 25V24H117ZM121 25V24H120ZM164 25V24H163ZM190 25V24H189ZM188 24H186L185 26H181V28L179 27L178 29H176V30H173L172 31V33H170V32H163L162 34H160L159 35V33H158V36L156 37V38H154L156 35H157V32H155L156 33V35L153 37V39L151 40H148V41H146L145 42V44L144 43H142V44H144L143 45V49H141V47H138V48H140L143 52L144 51H147V57L148 56H150V59H151V57H152V59H153V57H155L154 59L156 60V57H157V59H159V62L158 63H155V65L154 64H151V63H149V64H151L150 65V67H149V69L148 70H143V66H141V71H145V72H139L140 71V69H139V71H136L137 73H133V74H131V75H128V76H125L124 78H122L121 80H120V82L118 83H116V85H112V88H111V91L109 92L110 94H108V95H110V96H106V99L105 100H103L102 102H101V104H100V107H97L95 110H94V112L92 113V115L90 116V113H89V116L90 117H88V118H86V119H88L87 121H86V119H85V123H84V125L83 124H80V125H82V129H81V127L79 128V129H81L80 130V132H79V134H78V136L75 138V140H74V142H70L71 143V145H72V147H70V149H69V147L68 146H66V148L68 147V149H65V150H67L66 152H65V150H64V147H65V145H66V143L67 142H69L71 139H72V137H71V135H72V132L74 131V128H75V126L77 125L78 126V124L77 123H80L81 121V119L80 118H83L82 116L88 111V109H89V107L91 106L88 102H84V98H85V96H86V98H91V99H93V96L95 95H93L92 93H90V92H92V90H94V89H96V92H98V89H100L101 88V86H102V83L99 85V84H96V81L99 79V77H98V75H99V73H100V71H101V67H102V65L100 66V63H103V59H102V57H103V54L104 53H107L106 51H107V48L109 49V43L108 42H110L111 40H109V38H110V36H107V37H109L107 40L108 41H105L106 42V44H103L102 45V49L100 50V52H99V54H98V56H97V60H96V66L92 69V68H90L91 69V72H87L86 71V73L88 74V76L90 75V81H91V90H89V89H87L89 92H87L86 90H85V93H84V97H80V101H81V98H82V101H81V103L79 102L78 104H80L79 106H77V108H76V111L75 112H77V114H76V116L73 118V121L71 122V124L70 125H67V127H65V128H63V129H61L60 131H55V130H52V127L50 128V126H52V125H50V123H49V127H47V129H48V131L51 129L52 131H51V133H50V131H49V133H47L46 131H47V129L45 130V129H43V130H41V131H43V133H44V135H43V133H42V135L41 136H39V138L37 139L36 138V136H34L35 138H36V141L33 139H31V140H26V138L27 139H29L30 137H25L24 136V138H25V140H26V143H27V146H29V143L30 142H27V141H32V143H33V141H34V145L36 144V143H39V142H43L42 143V145H43V147H45V149L47 150V151H49V153L48 154H46L45 155V157H46V159H44V160H46V161H44V163L46 164V162H47V160L49 159V158H47V157H50L51 159H49V161L48 162H52V160L54 161L55 159L54 158H57L59 155H60V153L61 152H63L62 153V162H61V165H58L59 166V168L54 172V176H52V179L50 180V178H48V175H49V173H48V169H49V167H50V164L51 163H48V164H46L45 165V167H43V168H41V166H43V163L40 165V167H38V166H34V165H32L30 162H28L27 161V159H26V161L29 163H27L26 161V163L28 164V165H32V166H34L35 168L33 169V167L31 168L32 169V171L29 169V166L27 165L26 167H25V165H26V163L25 162H20V163H18L17 161L19 160V159H16L17 157H15V155H14V160L13 159H11V160H9V161H11L12 162V164L10 165L9 164V161H8V164L9 165H7L8 167H5L6 169H1V170H3V171H1V173H0V192H1V190L3 191V195H4V191H5V195L3 196H1L0 195V206H2V205H8L9 204V202L12 200H14V203H15V206H17L16 208H14V205L13 206H11V207H13L14 209H12L11 208V210L13 211L12 212V214L10 215V217H9V221H7L8 220V218L5 220L6 222H7V224H8V222H10L11 220H12V218H13V216L17 213V211L19 210V211H22V210H20L21 209V207H22V205H24V203L26 202L25 200L29 197V195H30V193H32V190L34 189V187L32 186V187H29L30 186V182L31 183H33V180H35L36 181V179H41V180H38V182H41V181H44L43 182V184H42V187H43V185H44V183H45V185H47V183L46 182H48V184H49V181H50V183L51 184H49L50 186L49 187H47L44 191H43V199H42V201L39 199L38 200V198L35 196V194H37L38 193V191H34L33 192V194L32 195H34L36 198H37V200L38 201H41V203L38 205V203L39 202H37V205L38 206H36V203L34 202V204H35V208L32 210V207H30L29 206V208H31L30 209V212L28 211V214L25 212V214H26V216H24V218L25 219H23L22 218V220H21V223H20V226L13 232V234H12V236H11V234L9 233V229H8V235H7V237H5V239L4 240H6V238L8 239V237H9V235H10V239L7 241V245L5 246V247H2L1 248V246H0V264H99V262H98V260H99V258H101L102 256H104L105 254L107 255V258L109 259V257H110V255H112V252H113V250H114V243H115V240H116V231H115V227H116V225H118V223L119 224H124V226H125V222H126V225L128 224V221H129V212H130V209H131V207L133 206V201H132V198H131V194H132V192L135 190V189H137L136 191L137 192H134V194L136 195V194H138L139 195V193L142 195L141 197L142 198H144L145 197V195H147V193H145V190H149L148 188H150L151 186H148L147 184L145 185V183H147V181H145L144 182V184H141L139 187H138V185H137V187H135L136 186V183L138 182L137 180L139 179V178H141L140 180L141 181H143V180H146L147 178L146 177H149L151 174H152V176H154L156 173H158L159 171L158 170H160L161 172H162V170H164L162 167H164L163 165L165 164L164 162H166V160H164V159H166V158H169L170 160H172V161H170V163L168 164L167 162V164L166 165H172L171 167H173V166H175V167H173V168H175V169H173L174 171L176 170L177 171V164L175 165V164H173L174 163V161L175 162H178V160H180L181 159V157H180V159L178 158L179 156H181L180 155V152L181 153H183L184 151H181V149L179 150V147H182L180 144L182 143L181 142V140H180V138L177 136L180 132H178L177 134H176V132L174 131H171V133H169V134H171V136L168 138V140L167 139H165V137H164V135H163V131H162V128H161V125H162V121H163V119L165 118L164 117V115L162 116V117H160V119L158 118V119H154L153 121L151 120L152 119V117H153V115L151 116V121L149 120V119H147V122H149L150 121V123H147V124H149V129H147L146 130V121L144 122V125H143V121L141 120V119H139V118H141V117H139L138 119V121L136 120L135 122H138L139 124L142 122V124H141V129L139 130V127H138V125H136V124H133L132 122H131V120H120V121H118V119H117V121L116 120H114V118H117L116 117V115H118V113L117 114H115V117L114 116H110L109 118L110 119H107L108 118V115L110 114V112H109V107H108V105L109 104H111V102H114V101H117V102H114V103H119V101L120 102H122V101H124L123 103L125 104L124 105V107L128 104V106H126L127 108L130 106V108H128L127 110H128V112L129 113H131V111H133V109H134V106H135V103L134 102H137L136 101V99L134 100V102H133V100L131 101V104L130 103H127V102H130V100L129 101H127L126 100V97H125V100L127 101V102H125V100H124V91L125 90H127V89H137V88H139V89H141L142 88V90H144L145 91V93H143V94H145L146 95V99H144V96L143 95H141V96H143V99L144 100H146V101H149L148 100V98L149 97H159V95L162 93V91H167L166 89L167 88H169V87H167L166 89H164L167 85L166 84H170V83H172V80H171V76L173 75V71L174 70H178V67L179 66H182L181 64H186V63H189L190 61H191V63H192V59H193V54H195V53H193L194 51H195V49H193L194 51L193 52H190V50H186V51H184V50H182L181 48V46H183L184 44H185V46H186V44L188 43V41L187 42H181V44H178V43H174L173 42V40H172V38L173 37H178V36H176V35H178V34H182L183 33V31H188L189 32V34L186 36V38L184 37V39H186V40H190L191 41V39H193L194 37L196 38V36H198V34L196 35L195 34V31L193 30V29H189V27L191 26H189ZM198 25V24H197ZM66 26V25H65ZM84 26V25H83ZM93 26H95V25H93ZM112 26V25H111ZM129 26V25H128ZM143 26V25H142ZM149 26V25H148ZM210 27H211V25H209ZM208 26V27H209ZM52 27V26H51ZM61 27H63V26H61ZM67 27V26H66ZM69 27V26H68ZM87 27V26H86ZM138 27V26H137ZM151 27V26H150ZM154 26H152V28H153ZM165 27V26H164ZM204 27V26H203ZM60 28V27H59ZM83 28V27H82ZM90 28V27H89ZM91 28H93V27H91ZM117 28V27H116ZM144 28V27H143ZM175 28H177V26H174V28H171V29H175ZM204 28H206V26L204 27ZM6 29V28H5ZM28 29V28H27ZM58 29V28H57ZM60 29H64V27L63 28H60ZM97 29V28H96ZM99 29V28H98ZM145 29V28H144ZM146 29H148V30H150L149 28H146ZM169 29H170V27H169ZM11 30V29H10ZM67 30V29H66ZM90 30V29H89ZM115 30V29H114ZM127 30V29H126ZM138 30H140V29H138ZM141 30H142V27H141ZM140 30V31H141ZM152 30V29H151ZM151 30H150V32H151ZM208 30V29H207ZM93 31V30H92ZM100 31V30H99ZM108 31H109V29H108ZM111 31H112V29H111ZM145 31V30H144ZM16 32V31H15ZM33 32H35V31H33ZM52 32V31H51ZM94 32V31H93ZM143 32V31H142ZM146 32V31H145ZM203 32V31H202ZM207 32H209V31H207ZM62 33V32H61ZM64 33V32H63ZM90 33V32H89ZM115 33V32H114ZM141 33V32H140ZM140 33H138V34H140ZM15 34V33H14ZM99 34H100V32H99ZM105 34V33H104ZM118 34V33H117ZM137 34V35H138ZM143 34V33H142ZM146 34V33H145ZM150 34V33H149ZM152 34V33H151ZM154 34V33H153ZM152 34V35H153ZM208 34H210V32L208 33ZM26 35H28V34H26ZM31 35V34H30ZM61 35V34H60ZM67 35H68V33H67ZM66 35V36H67ZM112 35V34H111ZM125 35H127V34H125ZM144 35V34H143ZM147 35V34H146ZM196 35V36H195ZM203 35V33L199 36V37H201ZM211 35V34H210ZM10 36V35H9ZM54 36V35H53ZM65 36V37H66ZM100 36V35H99ZM104 36V35H103ZM122 36H123V34L121 35V37L120 38H122ZM181 36H184V35H179V37H180V40H181ZM212 36V35H211ZM18 37H20V36H18ZM17 37V38H18ZM94 37H96V36H94ZM114 37V36H113ZM132 37V36H131ZM206 37V36H205ZM213 37V36H212ZM46 38V37H45ZM71 38V37H70ZM120 38H119V41H120ZM130 38V37H129ZM137 38H139V37H137ZM146 38H147V36H146ZM152 38V37H151ZM56 39V38H55ZM63 39V38H62ZM71 39H73V38H71ZM147 39H149V38H147ZM174 39V38H173ZM183 39V38H182ZM196 39H199V38H196ZM202 39V38H201ZM207 39V38H206ZM54 40V39H53ZM64 40V39H63ZM91 39H89V41H90ZM113 40V39H112ZM135 40V39H134ZM140 40H141V38H140ZM142 40H143V38H142ZM145 40V39H144ZM175 40H177V39H175ZM28 41V40H27ZM42 41V40H41ZM43 41H44V39H43ZM46 41V40H45ZM66 41V40H65ZM68 41H69V39H68ZM67 41V42H68ZM74 41V40H73ZM88 41V40H87ZM117 41H118V39H117ZM123 41H125V40H123ZM131 41H132V39H131ZM201 41V40H200ZM203 41V40H202ZM208 41V40H207ZM47 42V41H46ZM52 42V41H51ZM56 42V41H55ZM71 42V41H70ZM80 42V41H79ZM113 42V41H112ZM111 42V43H112ZM177 42V41H176ZM195 42H197V41H195ZM199 42V41H198ZM204 42V41H203ZM49 43V42H48ZM48 43H47V45H48ZM61 43V42H60ZM60 43H59V45H60ZM64 43V42H63ZM69 43V42H68ZM114 43H115V41H114ZM136 43V42H135ZM134 43V44H135ZM207 43V42H206ZM46 44V43H45ZM62 44V43H61ZM93 44V43H92ZM120 44V43H119ZM142 44H141V46H142ZM183 44V45H182ZM195 44V43H194ZM35 45V44H34ZM46 45V46H47ZM50 45V44H49ZM58 44H56V45H54V46H57ZM72 45V44H71ZM53 46V47H54ZM62 46V45H61ZM107 46H109V47H107ZM118 46H120V45H118ZM122 46H124V45H122ZM127 46H129V45H127ZM133 46V45H132ZM137 46V45H136ZM60 47V46H59ZM64 47H66V46H64ZM72 47H74V45L72 46ZM88 47V46H87ZM90 47V46H89ZM96 47V46H95ZM100 47V46H99ZM131 47V46H130ZM56 48V47H55ZM54 48V49H55ZM67 48V47H66ZM75 48V47H74ZM84 48V47H83ZM92 48H93V45H92ZM132 48H134V46L132 47ZM137 48V47H136ZM188 48H189V46H188ZM53 49V51H56V50H54ZM57 49V48H56ZM61 49V48H60ZM60 49H58V50H60ZM81 49H82V46H81ZM81 49H80V51H81ZM87 49V51L88 50H90L91 48H86ZM125 49H126V46H125ZM145 49V50H144ZM190 49V48H189ZM51 50H52V48H51ZM50 50V51H51ZM73 50V49H72ZM96 50V49H95ZM95 50H93V51H95ZM129 50V49H128ZM131 50H133V49H131ZM130 50V51H131ZM75 51V50H74ZM84 51L85 50H82L81 52H83L84 53ZM124 51V50H123ZM137 51H138V49H137ZM197 51V50H196ZM67 52V51H66ZM78 52V51H77ZM76 52V53H77ZM90 52V51H89ZM88 52V53H89ZM95 52H97L98 53V51H95ZM102 52V53H101ZM134 52V51H133ZM136 52V51H135ZM59 53V52H58ZM61 53V52H60ZM64 53V52H63ZM68 53V52H67ZM87 53V52H86ZM85 53V54H86ZM87 53V54H88ZM91 53H93V52H91ZM90 53V54H91ZM112 53V52H111ZM125 53V52H124ZM131 53V52H130ZM136 53H138V52H136ZM141 53V51L138 53V54H140ZM73 54H75V53H73ZM110 54V53H109ZM117 54V53H116ZM145 54H146V52H145ZM52 55H54V53L52 54ZM52 55H50V56H52ZM58 55V54H57ZM64 55V54H63ZM66 55V54H65ZM68 55H70L69 53H68ZM97 55V54H96ZM95 55V56H96ZM112 55V54H111ZM117 55H119V54H117ZM133 55V54H132ZM49 55H47V57H48ZM50 56H49V58H50ZM67 56V55H66ZM88 56V55H87ZM87 56H85L86 57V61H87V63H89V62H91V61H89V60H87L88 58H87ZM94 56V55H93ZM116 56V55H115ZM124 56V55H123ZM137 57L139 56V55H136ZM141 56V55H140ZM145 56V58H146V55H144ZM143 56V57H144ZM197 56V55H196ZM57 57V56H56ZM69 57H71V55L69 56ZM68 57V58H69ZM74 57V56H73ZM129 57H131L130 55H129ZM195 57V56H194ZM199 57V56H198ZM45 58H46V56H45ZM53 58V57H52ZM58 58V57H57ZM62 58V57H61ZM63 58H65V57H63ZM67 58V59H68ZM77 59L79 58V57H76ZM92 57H90V59H91ZM105 58V57H104ZM107 58V57H106ZM48 59V58H47ZM54 59V58H53ZM52 59V60H53ZM95 59V58H94ZM130 59V58H129ZM153 59V60H154ZM51 60V59H50ZM57 60H60L59 58L57 59ZM84 60V59H83ZM92 60V59H91ZM121 60H123V59H121ZM131 60V59H130ZM154 60V61H155ZM195 60H196V58H195ZM55 61V60H54ZM63 61H64V59H63ZM70 61V60H69ZM117 61V60H116ZM134 60H132V61H130V62H132L133 63V66H134V62H133ZM149 61V60H148ZM151 61V60H150ZM149 61V62H150ZM203 61V60H202ZM74 62V61H73ZM79 62V61H78ZM81 62H83V61H81ZM80 62V63H81ZM126 62V61H125ZM128 62H129V60H128ZM157 62V61H156ZM54 63H56V62H54ZM57 63H59V61H57ZM61 63H63V62H61ZM61 63H59L58 65L57 64H53V62H51V61H49V59H48V62H47V65H45V66H47L46 67V69H49V70H51L52 68H57V66H58V68H59V70H60V67L62 68V65H60ZM83 63H85V62H83ZM114 63V62H113ZM135 63H138V62H136L135 61ZM147 63V62H146ZM195 63H196V61H195ZM44 64V63H43ZM45 64H46V60H45ZM64 64V63H63ZM99 64V65H98ZM131 64V63H130ZM140 64V63H139ZM138 64V65H139ZM149 64H147V67H148V65ZM190 64V63H189ZM42 65V64H41ZM55 65V66H54ZM57 65V66H56ZM77 65H79L78 63H77ZM89 65V64H88ZM94 65V64H93ZM92 65V66H93ZM179 65V66H178ZM192 65H193V63H192ZM36 66H38V65H36ZM40 66V65H39ZM54 66V67H53ZM92 66H90L89 65V67H92ZM81 67V66H80ZM88 67V66H87ZM87 67H84L83 69H86ZM129 67V66H128ZM131 67V66H130ZM129 67V68H130ZM184 67H185V65H184ZM36 68V67H35ZM51 68V69H50ZM139 68H140V66H139ZM182 68V67H181ZM181 68L179 69L180 71H181ZM82 69V68H81ZM135 69H138V66L135 68ZM35 70H37V69H35ZM87 70V69H86ZM88 70H89V68H88ZM131 70V69H130ZM129 70V71H130ZM178 70V71H179ZM84 71V70H83ZM90 71V70H89ZM128 71V70H127ZM203 71V70H202ZM79 72V71H78ZM82 71L80 70V73H81ZM85 72V71H84ZM121 72V71H120ZM126 72V71H125ZM175 72V71H174ZM35 73V72H34ZM39 73V72H38ZM123 73V72H122ZM127 73V72H126ZM87 74H84V76L85 75H87ZM118 74H119V72H118ZM117 74V75H118ZM121 74V73H120ZM129 74H130V72H129ZM81 76H82V74H80ZM113 75V74H112ZM122 75V74H121ZM127 75V74H126ZM187 75V74H186ZM119 76V75H118ZM120 77H122V76H120ZM21 78V77H20ZM116 78V77H115ZM19 79V78H18ZM84 79H85V77H84ZM87 80H88V77L86 78ZM176 81V80H175ZM9 82V81H8ZM16 82V81H15ZM114 82V81H113ZM107 84V83H106ZM113 84V83H112ZM12 85V84H11ZM109 85V84H108ZM17 86V85H16ZM21 86V85H20ZM170 86V85H169ZM107 86H105V88H106ZM110 87V86H109ZM172 87H174V86H172ZM177 87H179V86H177ZM15 88V87H14ZM170 90H172V89H174V88H169ZM175 89L177 90L178 88H176L175 87ZM172 90V91H176V90ZM50 90V89H49ZM105 90V89H104ZM103 90V91H104ZM106 90H107V88H106ZM62 91V90H61ZM65 91V90H64ZM144 91H142V92H144ZM169 91V90H168ZM167 91V92H168ZM178 91H180V90H178ZM106 92V91H105ZM162 93V94H170V93ZM170 92V91H169ZM82 93V92H81ZM101 93V92H100ZM161 94V96L163 97L164 95H162ZM12 95V94H11ZM92 95V97H90ZM99 95V94H98ZM138 95V94H137ZM95 96H97V93H96V95ZM168 96V95H167ZM19 97V96H18ZM61 97V96H60ZM122 97H123V99H122ZM130 97V96H129ZM161 97V99H163ZM4 98V97H3ZM15 98V97H14ZM40 98V97H39ZM61 98H63V97H61ZM67 98V97H66ZM141 97H139V103L138 104H140V106H141V103L143 102V103H145V101L143 100V101H141L142 100V98L140 99ZM165 98H166V96H165ZM165 98H164V100H165ZM5 99H7V98H5ZM97 99V98H96ZM138 99V98H137ZM8 100V99H7ZM11 100V99H10ZM17 100V99H16ZM29 100V99H28ZM39 100V99H38ZM68 101V103H63V104H67L68 106H69V99L68 100H66V99H63V101ZM152 100V99H151ZM150 100V101H151ZM163 100V101H164ZM167 100H169V99H167ZM61 101V100H60ZM64 101V102H65ZM86 101V100H85ZM96 101V104H97V100H95ZM141 101V102H140ZM149 101V102H150ZM19 102V101H18ZM25 102V101H24ZM42 102V101H41ZM44 102V101H43ZM54 102V101H53ZM132 102H133V104H132ZM148 102V103H149ZM173 102V101H172ZM14 103H17V102H14ZM26 103V102H25ZM35 103V102H34ZM55 103V102H54ZM58 103V102H57ZM99 103V102H98ZM113 103V104H114ZM142 103V104H143ZM147 103V102H146ZM152 103H155L154 101L152 102ZM167 103V102H166ZM8 104V103H7ZM28 104V103H27ZM59 104V103H58ZM113 104H112V106H113ZM119 104H121V105H123L122 103H119ZM130 104V105H129ZM170 104H172V103H170ZM9 105H10V103H9ZM12 105V104H11ZM60 105H61V103L59 104V107H58V110H59V108H60V110H62L63 111V106H61L60 107ZM70 105H72V104H70ZM116 105H118V104H116ZM121 105H120V107H121ZM132 105H133V109L131 108L132 107ZM151 104L149 103V105H144L145 107H148V106H150ZM167 105V104H166ZM188 105V104H187ZM54 106V105H53ZM68 106H65V108L66 109H68L69 107ZM112 106L110 105V111H111V109H112ZM115 106V105H114ZM138 106V105H137ZM139 106V107H140ZM143 106V105H142ZM172 105H170V106H168V107H171ZM10 107V106H9ZM16 107H18V106H16ZM20 107V106H19ZM23 107V106H22ZM27 107V106H26ZM57 107V106H56ZM68 107V108H67ZM145 107H143V108H145ZM152 107H154L153 105H152ZM176 107V106H175ZM1 108V107H0ZM25 108V107H24ZM42 108V107H41ZM47 108V107H46ZM71 108H72V106H71ZM115 108V107H114ZM137 107H135V109H136ZM151 108V107H150ZM185 108V107H184ZM4 109V108H3ZM17 109V108H16ZM20 109V108H19ZM28 109V108H27ZM56 109V108H55ZM73 109V108H72ZM123 109H125V111H126V108H123ZM129 109H131V110H129ZM142 109V108H141ZM149 109V108H148ZM147 109V110H148ZM163 109H166V108H163ZM170 109V108H169ZM13 110V109H12ZM69 110V109H68ZM140 111V108L138 109L137 108V110L136 111ZM143 110V109H142ZM141 110V111H142ZM151 110V109H150ZM172 110V109H171ZM174 110V109H173ZM181 110V109H180ZM201 110H203V109H201ZM14 111H16V110H14ZM13 111V112H14ZM26 111V110H25ZM50 111V110H49ZM66 111V110H65ZM115 111V110H114ZM152 111V110H151ZM176 111V110H175ZM186 111H188L187 110V108H186ZM204 111V110H203ZM202 111V112H203ZM23 112V111H22ZM40 112V111H39ZM116 112H118V111H116ZM148 112V111H147ZM153 113H154V111H152ZM169 112H170V110H169ZM179 112V111H178ZM193 114H194V111H191ZM200 112V111H199ZM198 112V113H199ZM29 113H31V111L29 112ZM41 113V112H40ZM49 113V112H48ZM63 113V112H62ZM135 114L136 112H135V110L131 113V114ZM143 113H145V111L143 112ZM165 113H166V110H165ZM170 113H173V115H176V113H174V111L173 112H170ZM14 114H16V113H14ZM39 114V113H38ZM53 114V113H52ZM113 114V113H112ZM131 114H130V116H131ZM133 114V115H134ZM137 114H138V112H137ZM141 114V116H142V113H140ZM150 114V113H149ZM152 114V113H151ZM157 114V113H156ZM155 114V115H156ZM168 114V113H167ZM167 114H165L166 116H167ZM189 114V113H188ZM200 114V113H199ZM47 115V114H46ZM60 115V114H59ZM61 115H63V114H61ZM66 115V114H65ZM146 115H147V113H146ZM161 115V114H160ZM170 115V114H169ZM173 115H171V117L173 116ZM2 116V115H1ZM17 116V115H16ZM19 116H20V114H19ZM32 116V115H31ZM37 116V115H36ZM39 116V115H38ZM41 116H43V114L41 115ZM49 116L51 117V114H49ZM53 116V115H52ZM67 116H68V114H67ZM121 116V115H120ZM119 116V117H120ZM136 115H134V117H135ZM148 116V115H147ZM150 116V115H149ZM177 116V115H176ZM176 116H173L172 118L174 119H170V120H173L174 121V123H176L177 124V126H178V122L177 121H175V118H177ZM198 116V115H197ZM197 116H196V118H197ZM203 115H199V117L201 118ZM18 117V116H17ZM16 117V118H17ZM24 116H20V118H23ZM46 117V116H45ZM44 117V119H45V121L43 120V121H41V120H36V117H35V119H34V117H30V119L29 118H27L28 120H27V122H26V127H29L28 128V130L30 131V134L28 133V132H26V133H28L27 135L29 136V135H31L32 133L31 132H33L34 134L33 135H35V132L34 131H32V130H34L36 127L34 126V124H37V123H40V121L43 123L44 122V124H46V123H48L47 121L48 120H50L51 121V119H49V117L47 116V119ZM57 117H58V115H57ZM113 118V120L111 121V119ZM122 117V116H121ZM127 117V116H126ZM134 117H132V118H134ZM143 117H144V114H143ZM146 117V116H145ZM156 117V116H155ZM164 117V118H163ZM168 117H170V116H168ZM195 117V116H194ZM204 117V116H203ZM19 118V117H18ZM19 118V119H20ZM43 118V117H42ZM54 118V117H53ZM52 118V119H53ZM63 118V117H62ZM68 118V117H67ZM185 118V117H184ZM189 118V117H188ZM187 118V119H188ZM199 118V119H200ZM24 119V118H23ZM41 119V118H40ZM57 119V118H56ZM59 119V118H58ZM107 119V120H106ZM136 119H137V117H136ZM198 119V118H197ZM197 119H196V121H197ZM204 119V118H203ZM208 119V118H207ZM144 120V119H143ZM149 120V121H148ZM177 120V119H176ZM16 121H18V122H20L18 119L16 120ZM80 121V122H79ZM167 121H169L168 119H167ZM204 121V120H203ZM203 121L201 122V123H203ZM208 121V120H207ZM17 122V123H18ZM46 122V123H45ZM64 122H65V120H64ZM70 122V121H69ZM105 122L107 123V128H108V126L109 127H111V125H113V124H111V123H114L115 124V130H116V132L114 131V133H115V136L116 137H119V136H121V134L123 133V135L125 134L126 136H127V138H123V139H126L125 140V142H124V146H126L127 145V147L126 148H128V150H126L125 149V153H123L122 152V149L124 150V148L122 147V149H121V147L120 148H118V146H117V141H118V138H117V140H116V143L114 144V142H111V143H107L108 141H107V139L108 140H110L109 139V137L111 138V140L110 141H113L114 140V134L113 133H111V132H113V130H111L110 129V131L111 132H108L107 131V129H106V124H105ZM110 122V123H109ZM166 122V121H165ZM172 122V121H171ZM41 123V124H42ZM83 123V122H82ZM173 123V122H172ZM182 123V122H181ZM194 123V122H193ZM204 123H205V121H204ZM209 123H210V121H209ZM44 124H42V126L39 124V127H41V128H43V127H45L46 128V126H44ZM57 124V123H56ZM108 124H110V125H108ZM167 124H168V122H167ZM198 124V123H197ZM20 125H22V124H20ZM47 125V124H46ZM79 125V126H80ZM105 125V126H104ZM150 125H151V127H150ZM198 125H200V124H198ZM204 125V124H203ZM37 126V125H36ZM48 126V125H47ZM57 126H59V125H57ZM69 126V127H68ZM78 126V127H79ZM146 127L145 128V131H148L149 130V132H145L144 130H143V128L142 127ZM166 126V125H165ZM169 126V128H170V124L168 125ZM211 126V125H210ZM209 126V127H210ZM34 129H33V128ZM63 127H64V125H63ZM78 127L76 128V129H78ZM173 128H174V126H172ZM185 127H186V125H185ZM197 127V126H196ZM215 127V126H214ZM41 128H39V130L41 129ZM112 128V129H113ZM201 127H199V129H200ZM207 128H208V126H207ZM206 128V129H207ZM242 128V127H241ZM3 129V128H2ZM1 129V130H2ZM54 129V128H53ZM59 129V128H58ZM57 129V130H58ZM76 129H75V131H76ZM78 129V130H79ZM178 129H179V126H178ZM182 129V128H181ZM203 129V128H202ZM202 129H200V131H202ZM36 131L38 130V129H35ZM45 130V131H44ZM108 130H109V128H108ZM141 130H143L142 132H140ZM170 130H171V128H170ZM173 130V129H172ZM177 130V129H176ZM213 130V129H212ZM225 130V129H224ZM247 131H249L248 129H246ZM254 131H255V129H253ZM26 131H27V128H26ZM55 131V132H54ZM186 131V130H185ZM221 131V130H220ZM229 131H231V130H229ZM233 131V130H232ZM239 131V130H238ZM39 132V131H38ZM77 132V131H76ZM103 132H104V134H103ZM105 132H108V133H111V135H113V136H109V134L107 135V134H105ZM187 132V131H186ZM226 132V131H225ZM244 132H246V131H244ZM244 132L242 133H240V134H244ZM40 133V134H41ZM117 133V134H116ZM126 133H128V134H126ZM142 133H146V134H142ZM185 133V132H184ZM202 133V132H201ZM252 133H253V131H252ZM252 133H250V131H249V134H247V133H245L244 135H241L242 137H241V140H238V141H236L235 143H237V142H243L244 143V139H245V137H248V136H250V141H247L248 139H245L246 140V142L244 143V145H242V143H240V145H239V143H237L238 144V146H237V144H235L234 143V145L236 146V149L235 148H233V146L232 147H230L231 149L233 148L234 150H237L236 152L234 151H231V149L230 148H228V149H230V151L231 152H233L236 156H237V153H238V151H239V147H241L242 149H245V150H241V148H240V150L242 151V152H244V154L245 155H247V156H249L250 154L249 153H245V152H249V151H251V150H249V149H252V147H253V145H254V143H255V139H253L252 137H251V134ZM255 133H257L256 131H255ZM36 134H38V133H36ZM39 134V135H40ZM75 134V133H74ZM73 134V135H74ZM102 134V135H101ZM118 134H120V135H118ZM190 134H192V133H190ZM203 134V133H202ZM207 134V133H206ZM228 134V133H227ZM239 134V133H238ZM248 136H247V135ZM72 135V136H73ZM99 135H101V136H99ZM106 135V137H108V138H106V137H104ZM123 135H122V137H123ZM129 135V136H128ZM152 135V136H151ZM204 135V134H203ZM233 135V134H232ZM246 135V136H245ZM257 135V134H256ZM38 136V135H37ZM76 136V135H75ZM97 136H99L100 138V140H101V142L103 141V143H102V145L104 144V142H105V144H108V145H112V143H113V145L110 147V148H112L113 146H114V148H116V150H112V151H115V152H117V153H119L118 155H119V157L121 158V156H120V152H122V154H123V159H125V162H123L122 161V163H121V166H122V169H120L121 168V166H120V164H119V162H117L118 164H119V169L118 170H116L114 167H112L111 168V166H109V164H108V159H109V156H110V154L108 155V153L106 152V150L108 149V151H109V148H107L106 150L105 149H103V147H102V145H100V144H97L96 143V140H95V138L97 137ZM102 136L106 139V141H104V138H102ZM236 136H238V135H236ZM253 136V135H252ZM32 137V136H31ZM33 137V138H34ZM115 137V138H116ZM234 137H235V135H234ZM239 137V136H238ZM244 137V138H243ZM24 138H23V140H24ZM69 138H71L69 141H68V139ZM102 138V139H101ZM201 138V137H200ZM226 138H228V140H229V136L228 137H226ZM240 138V137H239ZM242 138H243V140H242ZM249 138V137H248ZM254 138H256V137H254ZM98 139V140H99ZM164 139H165V141H167V142H165L164 141ZM190 140H191V137L189 138ZM188 139V140H189ZM202 139V138H201ZM231 139V138H230ZM253 139V140H252ZM22 140V142H23V144L24 145H26V143H25V141H23ZM42 140H44V141H42ZM189 140V141H190ZM194 140V139H193ZM192 140V141H193ZM207 140H209V139H207ZM233 140V139H232ZM109 141V142H110ZM121 141H123L122 139H121ZM185 141V140H184ZM186 141H187V139H186ZM192 141H190V142H192ZM201 141H204V139L203 140H201ZM211 141V140H210ZM36 142V143H35ZM97 142H99V141H97ZM153 142V144L155 143V147L154 146H149L150 145V143H152ZM161 143V145H158L159 143ZM165 144H164V143ZM188 142V141H187ZM249 142V143H248ZM250 142H252V144L250 143ZM254 142V143H253ZM2 143V142H1ZM32 143H30V144H32ZM120 143V142H119ZM118 143V144H119ZM122 143V142H121ZM149 143V145H147ZM158 143V144H157ZM186 143V142H185ZM193 143H195V141L193 142ZM197 143V142H196ZM199 143V142H198ZM208 143V142H207ZM246 143L248 144V146L246 145ZM153 144H151V145H153ZM183 144V143H182ZM187 144H189V142L187 143ZM249 144H250V146L252 145V147H249ZM24 145H22V146H24ZM68 145V144H67ZM70 145V144H69ZM70 145V146H71ZM108 145H106V147H109ZM121 145V144H120ZM123 145V144H122ZM164 145V146H163ZM166 145V146H165ZM204 145H206V144H204ZM233 145V144H232ZM247 146L249 149L247 150L245 147L243 148L242 146ZM26 146V147H27ZM31 146V145H30ZM30 146H29V149H30ZM38 146V145H37ZM41 146V145H40ZM117 146V147H116ZM149 146V147H148ZM163 147L164 149L163 150H161L160 151V149L158 150V149H156V147H158V148H161V147ZM190 146V145H189ZM255 146V145H254ZM42 147V148H43ZM92 147H93V149L95 150L93 153H89L90 152V149H92ZM105 147V146H104ZM105 147V148H106ZM151 147V149L152 148H155L156 150H157V152H155V154H154V150H151L150 152L148 151V149ZM183 147H185V146H183ZM187 147V146H186ZM185 147V148H186ZM196 146H194L193 148H195ZM200 147V146H199ZM28 148V147H27ZM32 148H34L35 150L37 149V147L35 148V147H33L32 146ZM38 148H39V146H38ZM41 148V149H42ZM142 148H145L144 150H146V152H148L151 156L153 155V157H154V155H156L155 157H156V159H155V161H156V164L157 165H161V167H160V165L158 166L159 167V169L158 168H156V164L154 163V166H155V168H156V170H157V172H154L155 174H153L152 173V171H151V174L149 175H147V174H145V172H148L149 170H152V168L148 165V162L144 159L145 158V156L147 155H145L144 156V158H143V155H140V154H142L141 152L143 151L142 150ZM192 148V147H191ZM205 148V147H204ZM212 148H214V147H212ZM24 149H25V146H24ZM117 149H119V150H117ZM167 149L169 150V151H167ZM189 149V148H188ZM199 149V148H198ZM254 149V150H253ZM253 152L255 151V148L253 147ZM15 150V149H14ZM18 150V149H17ZM34 150V151H35ZM43 150V149H42ZM111 150V149H110ZM121 150V151H120ZM142 150V151H141ZM164 150H166L165 151V153L164 152H162V151H164ZM180 152H179V151ZM192 150V149H191ZM203 150V149H202ZM210 150V149H209ZM16 151V150H15ZM19 152L21 151L20 149L18 150ZM18 151L16 152L17 153V155L18 154H20V153H18ZM40 151V150H39ZM45 151V150H44ZM118 151H120V152H118ZM196 150H194V152H195ZM23 152V151H22ZM21 152V153H22ZM144 152V151H143ZM161 152V153H160ZM188 152V151H187ZM187 152H186V154H187ZM193 152V151H192ZM229 152V151H228ZM242 152L241 153H239V157H240V154H242ZM9 153V152H8ZM15 153V152H14ZM24 153V152H23ZM27 153V152H26ZM38 153V152H37ZM36 153V154H37ZM110 153H111V151H110ZM117 153H116V155H117ZM127 153V154H126ZM153 153V154H152ZM164 153V154H163ZM179 153V154H178ZM189 153V152H188ZM216 153H218V152H216ZM233 153H231V154H233ZM255 153V152H254ZM29 154H31V156H32V153H29ZM124 154H126V155H128V157L126 156V155H124ZM185 154V153H184ZM193 154V153H192ZM208 154V153H207ZM207 154H205V155H207ZM211 154V153H210ZM214 154V153H213ZM243 154V155H244ZM251 154H252V151H251ZM23 155V154H22ZM34 155V154H33ZM39 155H40V153H39ZM114 155V154H113ZM130 155V156H129ZM141 156V158H140V156ZM195 155V154H194ZM212 155V154H211ZM243 155L241 156V157H243ZM9 156V155H8ZM27 156V155H26ZM25 156V158H28V156L26 157ZM31 156H29V157H31ZM34 156H37V155H34ZM149 156V155H148ZM196 156V155H195ZM214 156H217V155H215L214 154ZM213 156V157H214ZM235 156V157H236ZM111 157V156H110ZM112 157H115V156H112ZM117 157V156H116ZM183 157H184V155H183ZM182 157V158H183ZM203 157V156H202ZM219 157V156H218ZM238 156L236 157V158H234V160L236 159V160H238V159H240L241 160V158H239ZM253 157H255V155L253 156ZM11 158H13V157H11ZM18 158H22V159H24L21 155H19V157ZM42 157H40V159H41ZM61 158V157H60ZM118 158V157H117ZM147 158V157H146ZM188 158V157H187ZM190 156H189V159L187 160L186 159V156H185V158L184 159H186L185 161H188V162H190L189 160H190ZM244 158V157H243ZM242 158V159H243ZM21 159V160H22ZM43 159H42V161H43ZM135 159V160H134ZM183 159V160H184ZM211 159V158H210ZM213 159V158H212ZM221 159V158H220ZM219 159V160H220ZM8 160V159H7ZM13 160V161H12ZM25 160V159H24ZM30 160V159H29ZM56 160H58V159H56ZM153 160V159H152ZM203 160V159H202ZM202 160H200V163L202 162ZM215 160V159H214ZM240 160H238V163L237 164H243V163H239L240 162ZM244 160H246V156H245V159ZM247 160H248V157H247ZM246 160V161H247ZM20 161V160H19ZM23 161V160H22ZM42 161H40V162H42ZM149 161L151 162V160L149 159ZM164 161V162H163ZM167 161H169V160H167ZM194 161V160H193ZM216 161V160H215ZM231 161V160H230ZM249 161V160H248ZM59 162H60V160H59ZM171 162H173V163H171ZM180 162V161H179ZM196 162H198V160L196 161ZM196 162L194 163V165L196 166L197 164H196ZM220 162V161H219ZM222 162V161H221ZM220 162V163H221ZM243 162V161H242ZM245 162V161H244ZM252 162V161H251ZM5 163L6 162H4V166H5ZM23 163H24V167L25 168H28V169H25L26 170V172H23V174L20 176L19 174H20V171L21 170H19V174L17 173V176L19 177L20 176V178L18 179V177L16 176V178L18 179V181H16V182H10L12 179H11V177H15V173L14 172H16L18 169H20V167H22L23 166ZM57 163V162H56ZM146 163V164H145ZM161 163H163V164H161ZM181 163H182V159H181ZM200 163H198V164H200ZM204 162H202V164H203ZM246 163L247 162H245L244 163V165H246ZM53 164V163H52ZM185 164V163H184ZM189 164V163H188ZM191 164V163H190ZM189 164V165H190ZM192 164H193V162H192ZM216 164V163H215ZM219 164V163H218ZM251 164V163H250ZM22 165V166H21ZM115 165H117L116 163H115ZM146 165V166H145ZM165 165V170L167 169V170H169L170 171V173H168L167 172V170L166 171H164L163 173H161V174H163V175H161L160 174V176H161V179H162V176H163V178H164V174H165V178L167 177L166 175H167V173H168V176H170V174H171V172H172V170H170V169H172L170 166L168 167V166H166ZM185 165H187V164H185ZM204 165V164H203ZM222 165V164H221ZM220 165V166H221ZM238 165V166H239ZM244 165H242L241 167H243ZM248 165V164H247ZM1 166V165H0ZM57 166V167H58ZM148 166V167H147ZM154 166H153V168H154ZM177 166V167H176ZM188 166V165H187ZM195 166H193L194 167V170H195ZM198 166V165H197ZM200 166H202V165H200ZM3 167V166H2ZM118 167V166H117ZM150 167V168H149ZM192 166H191V168L190 169H192L193 168ZM199 167V166H198ZM197 167V169L196 170H198L199 168ZM240 167V166H239ZM250 167V166H249ZM53 169L55 168V166L54 167H52ZM147 168H149L148 170H147ZM161 168V169H160ZM169 168V169H168ZM186 168V167H185ZM200 168H202V167H200ZM222 168V167H221ZM243 168H245V166L243 167ZM242 168V169H243ZM248 168V167H247ZM13 169H15V170H13ZM36 169H37V172H36ZM179 169V168H178ZM246 169V168H245ZM244 169V170H245ZM22 170H23V168H22ZM34 170H35V174L37 175V176H35V174H34V176H35V179H33L32 180V174H33V172H34ZM121 170H123L124 172H122ZM130 170L133 172V174H135L138 178L137 179H135L136 180V182L134 181V185H133V181L131 182V181H127V179H129L130 180V178H128V176L130 175V173L132 174V172H130ZM147 170V171H146ZM154 170V169H153ZM181 169H179V171H180ZM187 170V169H186ZM203 170H204V168H203ZM227 170V169H226ZM49 171H50V169H49ZM120 171L122 172V173H120ZM188 171V170H187ZM189 171H193V169L192 170H189ZM188 171V172H189ZM222 171V170H221ZM220 171V172H221ZM243 171V170H242ZM125 172H130L129 173V175H126L127 177L125 178L126 179V181L124 180V181H121L120 179H122V177H121V175L122 174H127V173H125ZM187 172V173H188ZM199 173L201 172L200 170L198 171ZM205 172V171H204ZM48 173V174H47ZM52 173V172H51ZM101 173H103L102 174V177H101ZM149 173H150V171H149ZM176 173V172H175ZM175 173H173L172 175H174ZM193 173H194V171H193ZM203 173V172H202ZM11 174V175H10ZM12 174H13V176H12ZM81 174L84 176V178L86 179V180H84L83 181V183H85L86 184V182H87V184L84 186V184H82V180L80 181L81 182V184H79L78 183V181H79V178H81L80 176H81ZM132 174V175H133ZM183 174V173H182ZM189 174H191V176H192V173H189ZM195 174H196V172H195ZM73 175L75 176V175H78L77 177H78V181L76 180L77 178L76 177H73ZM80 175V176H79ZM143 175H146V177H140V176H143ZM159 175V174H158ZM185 175H186V173H185ZM184 174H183V176H185ZM201 175H203V174H201ZM204 175H205V173H204ZM210 175V174H209ZM208 175V176H209ZM227 175H228V173H227ZM104 176V177H103ZM157 175H155V177H156ZM160 176H157L156 177V181L160 178ZM179 176H181V173H180V175ZM211 176V175H210ZM219 177H220V174L218 175ZM37 177V178H36ZM71 177L72 178H74L73 180L75 181H72L71 180ZM94 177V178H93ZM123 177H125V175L123 176ZM129 177H133V176H129ZM151 177V176H150ZM149 177V178H150ZM155 177H151L152 179H154V180H152L151 178L149 179L150 180V182H151V180H152V182L154 183L155 182ZM176 177V176H175ZM188 178H189V175L187 176ZM203 177V176H202ZM134 178H136V177H134ZM145 178V179H144ZM185 178V177H184ZM183 178V179H184ZM193 178V177H192ZM191 178V179H192ZM195 178V177H194ZM196 178H199V179H201L200 178V175H199V177H196ZM196 178H195V180H196ZM225 178V177H224ZM228 178H229V176H228ZM11 179V180H10ZM16 179V180H17ZM83 179V178H82ZM88 179V180H87ZM91 179V180H90ZM161 179H159V180H161ZM181 179V178H180ZM199 179H197L198 181H199ZM204 179V178H203ZM209 179H210V177H209ZM212 179V178H211ZM210 179V180H211ZM217 179H218V177H217ZM225 179H227V178H225ZM132 180V179H131ZM139 180V181H140ZM149 180H148V182H149ZM208 180V179H207ZM206 180V181H207ZM228 180V179H227ZM227 180H226V182H227ZM229 180H230V178H229ZM228 180V181H229ZM86 181V182H85ZM91 181V182H90ZM141 181H140V183H141ZM164 182V179L163 180H161L160 182ZM171 181V180H170ZM173 181H175V180H173ZM181 181V180H180ZM203 181V180H202ZM205 181V180H204ZM209 181V180H208ZM207 181V182H208ZM212 181H214V180H212ZM225 181V180H224ZM231 181V180H230ZM229 181V182H230ZM73 182V183H72ZM90 182V183H89ZM149 182V183H150ZM158 182L159 181H157V183L155 182L154 183V185L152 186L153 188H154V186H156L155 184H158ZM167 182V181H166ZM172 182V181H171ZM199 182H201V181H199ZM199 182L197 183V184H199ZM210 182V181H209ZM226 182H222V184H225ZM79 184L78 186H77V184ZM92 183V184H91ZM148 183V184H149ZM165 183V182H164ZM178 183H180V182H178ZM202 183V182H201ZM213 183V182H212ZM162 184L163 183H160V186L161 187H159L158 189H157V186H156V189H157V191L161 188H164V187H162ZM168 184V183H167ZM167 184H165L166 186H169V185H167ZM172 185H173V183H171ZM184 185H185V183H183ZM182 184V185H183ZM193 184H195V183H193ZM203 184V183H202ZM206 184V182L204 183V185ZM211 184V183H210ZM214 184V183H213ZM45 185H44V188H45ZM81 185H83V186H81ZM150 185V184H149ZM182 185H180V187L182 186ZM183 185V186H184ZM207 185V184H206ZM226 185H231V186H227V187H230V188H232V186H235L236 184H228V182L226 183ZM79 186H81L82 188H79ZM120 186H122L123 187V193H124V195L123 196H119V195H117L120 199L119 200H117V196H116V192H117V194H118V190H119V187ZM145 186H147L148 188H145ZM182 186V187H183ZM187 186V185H186ZM201 186V185H200ZM220 186V185H219ZM222 186V185H221ZM220 186V187H221ZM39 187V186H38ZM85 187H87V189L88 188H90V189H92V188H94V189H96L95 191H96V195L95 196H93L92 194H93V191L92 190H94V189H92L91 190V192L89 191L90 189H88V191H86L87 193L89 192V196L87 195H85V194H87L86 192H85ZM151 187V189H153ZM194 187V186H193ZM192 187V188H193ZM204 187H206V186H204ZM225 187V185H223L222 186V188H224ZM236 187H238V186H236ZM41 188V187H40ZM171 188H173V186L171 187ZM171 188H170V190H171ZM188 188H190L189 186H188ZM200 188V187H199ZM198 188V189H199ZM203 187H201V192H202V190L204 189H202ZM217 188V187H216ZM230 188H229V190H227V191H229L228 193L227 192H225V193H227V194H230V195H233L234 197H235V195H234V192H233V189H235V188H232V192H233V194H232V192L230 191ZM36 189V188H35ZM43 189V188H42ZM41 189V190H42ZM80 189H82V190H80ZM155 189V188H154ZM156 189L154 190V191H152L153 192V194H157V195H159V194H161L160 196H161V199L163 198L162 196H164L163 195V192H161L160 193V191H162V190H160L159 191V194L157 193V191H156ZM166 189L167 190H169V188H167L166 187ZM180 189V188H179ZM196 189V188H195ZM206 189V188H205ZM219 189V192H220V188H218ZM218 189H217V192H218ZM225 189V188H224ZM224 189H222V190H224ZM236 189H238V188H236ZM77 190H79L81 193H83V191H84V194H82V195H80V197L81 196H83L82 198H84L85 196V198H89V200H87L86 199V203H84V206L83 207H85V210H80V209H78L77 210V207L78 206H75L76 207V209H75V207H74V209L76 210V211H78V214H80V218L78 217L79 215L77 214V212H75V214H73L74 213V210H73V213H71V211H66V212H61L60 211V209H61V207H60V203H58V201L60 200L61 201V199L62 198H64V199H62L63 201H67V199H70L73 195H75V198H74V196L72 197V199L74 200V202H75V199H80V197H79V194H81V193H79L78 194V191ZM173 190V189H172ZM178 190V189H177ZM180 190H182V189H180ZM179 190V191H180ZM197 190V189H196ZM195 190V191H196ZM208 190V189H207ZM207 190H206V192H207ZM239 190V189H238ZM74 191V192H73ZM95 191H94V193H95ZM174 191V190H173ZM176 191V190H175ZM174 191V192H175ZM193 192H194V190H192ZM205 191V190H204ZM212 191H213V194H215L214 193V189H212ZM212 191L210 192L209 190H208V192H210L211 194H212ZM225 191V190H224ZM224 191H223V193H224ZM18 192V193H17ZM35 192H37V193H35ZM40 192V191H39ZM42 192V191H41ZM73 193V194H70V195H68L69 193ZM148 192H150V191H148ZM165 192H167V191H165ZM169 192V191H168ZM167 192V193H168ZM172 191H170V193H165V195L167 194V195H169V194H172L171 193ZM178 192V191H177ZM182 192H183V190H182ZM186 192V191H185ZM192 192V193H193ZM197 192H198V190H197ZM199 192H200V189H199ZM207 192V193H208ZM14 193H17V194H15V195H17V197H16V199H15V197H13V194ZM68 193V194H67ZM75 193V194H74ZM151 193V192H150ZM187 193V192H186ZM185 193V195H187ZM205 193V192H204ZM223 193H221V194H223ZM115 194V195H114ZM120 195H121V193H119ZM145 194V195H144ZM178 194V193H177ZM199 194V193H198ZM197 194V195H198ZM202 194H203V192H202ZM202 194H199L198 196H199V200H201V197L202 196H204V194L202 195ZM210 194V195H211ZM212 194V195H213ZM217 195L219 194L220 195V193H216ZM226 194V196L225 195H220L219 196V202L217 203V204H219L220 206H222V205H224V207H222L224 210L225 209H228V212H227V210H225L227 213H230V211L232 210V211H234V213L235 214H238L239 212V214H238V219H237V221H238V223H237V225H236V227L238 228V229H240V233H239V237H238V240L239 241H241V242H243V245L245 246L244 247V250H245V252L242 254H234V253H226V258L225 259H223L224 261L223 262H221L220 260V262L218 261V263H221V264H226L227 263V261H228V264H264V245H262V244H264V243H262V241H261V236H262V234H264V192H262L261 193V198H260V200H257L256 201V203L254 204V207H252L251 209H249V211L248 210H246L245 211V208H243L244 206H242V204L240 203L241 201L239 200V198L237 197V199H236V203H234L232 200L234 199L235 200V198H233V196H229V199L227 198V195ZM11 195V197L9 198V196ZM39 195V194H38ZM41 195V194H40ZM66 195H67V197H66ZM78 195V197H76ZM85 195V196H84ZM90 195L91 196H93L92 198L90 197ZM106 195H108V196H106ZM135 195H134V197H135ZM165 196V197H167L168 198V196ZM178 195H180V194H178ZM200 195H202L201 197H200ZM205 195H207L206 193H205ZM212 195L211 196H209V194H208V199H210V198H212L211 200H210V202H213L214 200H216V198H218V197H216L214 200H213V197H215V196H213L212 197ZM65 196V197H64ZM68 196H70L69 198H68ZM106 196V197H105ZM114 196H116V197H114ZM140 196V195H139ZM139 196H138V200L140 199L139 198ZM150 196V195H149ZM171 196V195H170ZM175 196V195H174ZM188 196V195H187ZM187 196H185L186 198H188V200L190 199V197H192V196H190V197H187ZM194 196H196V195H194ZM198 196H196V197H198ZM122 197V198H121ZM164 197V198H165ZM172 197H173V194H172V196H171V198H169V199H172ZM179 197V196H178ZM184 197V196H183ZM195 197V199H197ZM205 197V196H204ZM203 197V198H204ZM14 198V199H13ZM30 198V197H29ZM34 198V197H33ZM41 198V197H40ZM59 198H61V199H59ZM66 198V199H65ZM91 198V199H90ZM142 198H141V201L142 202H144V200H142ZM146 198V197H145ZM177 198V197H176ZM194 198V197H193ZM206 199H207V197H205ZM204 198V199H205ZM231 198V199H230ZM233 198V199H232ZM122 199V200H121ZM134 199H136L137 200V197H135ZM148 199V198H147ZM166 199V198H165ZM203 199V200H204ZM34 200H36V199H33L32 201H34ZM71 200V199H70ZM85 200V199H84ZM137 200V203L140 201H138ZM146 200V199H145ZM163 200V199H162ZM177 200V199H176ZM198 200V199H197ZM196 200V201H197ZM199 200H198V203H199ZM238 200L240 201V202H238ZM11 201V202H12ZM59 201V202H60ZM63 201L61 202V203H63ZM72 201V200H71ZM76 201H78V200H76ZM103 201H105V202H103ZM165 201V200H164ZM163 201V202H164ZM168 201V200H167ZM174 202H175V200H173ZM180 201V200H179ZM190 201H192V199L190 200ZM207 201V200H206ZM31 202V201H30ZM74 202L73 203H71L70 202V204H72V206H74ZM147 202V201H146ZM162 202V203H163ZM170 202L171 201H169V204H170ZM173 202V203H174ZM181 202V201H180ZM188 202V201H187ZM203 202V201H202ZM205 202V201H204ZM230 202H232V203H230ZM4 203V204H3ZM67 203H69L68 201H67ZM77 203V202H76ZM176 203H178V201L176 202ZM194 203V201L192 202V204ZM215 201L213 202V204L215 205ZM18 204V205H17ZM28 204V203H27ZM140 204V205H139ZM139 204H138V206H141V203L139 202ZM143 204H145V203H143ZM142 204V205H143ZM164 204H165V202H164ZM166 204H168L167 202H166ZM185 204H186V202H185ZM197 204V203H196ZM208 204H209V202H208ZM213 204H210L208 207H205L204 206V209H210L211 207H213L212 205ZM216 204V206H218L217 208H219V205H217ZM228 204V205H227ZM5 205V206H6ZM11 205H12V203H11ZM29 205V204H28ZM28 205H27V208H28ZM32 205H33V203H32ZM82 205H83V202H82ZM175 205H177V204H175ZM199 205V204H198ZM59 206V207H58ZM80 206V205H79ZM165 206V205H164ZM174 206V205H173ZM178 206H179V203H178ZM189 206H191L190 204H189ZM194 206V205H193ZM192 206V207H193ZM211 206V207H210ZM216 206H215V208H216ZM228 206V207H227ZM54 207V208H53ZM200 206H198V208H199ZM226 207V208H225ZM9 208H10V205H9ZM60 208V209H59ZM80 208H82V207H80ZM118 208V210H119V212L121 213H119L118 212V210H116ZM186 208V207H185ZM188 208V207H187ZM194 208H196V207H194ZM197 208V210L195 211V213L199 210ZM202 208V207H201ZM216 208V209H217ZM89 209H91L90 210V212H88V211H86V210H89ZM165 209V208H164ZM168 209H170V208H168ZM188 209H192V208H188ZM187 209V210H188ZM216 209H214V207H213V209L211 208V210H210V214H208L209 216L211 215L212 216V213H213V216H216L217 215V213H221V209H218V211H215ZM223 209H222V213H224V211H223ZM1 210V209H0ZM24 210V209H23ZM29 210V209H28ZM69 210H72V207H71V209H69ZM208 210L206 211V213L208 212ZM244 210V211H243ZM7 211V210H6ZM83 211H84V213H86L87 212V214H85V218H83V216H84V214H83ZM86 211V212H85ZM166 210H164V212H165ZM176 211H178V210H176ZM189 211V210H188ZM200 211H201V214H205V211L203 210H201L200 209ZM213 211V212H212ZM3 212H5L4 211V209H3ZM2 212V213H3ZM11 212V211H10ZM118 212V213H117ZM167 212H168V210H167ZM171 212V211H170ZM179 212V211H178ZM190 212V211H189ZM193 213H194V211H192ZM216 214H215V213ZM237 212V213H236ZM22 213H23V211H22ZM172 213V212H171ZM232 213V212H231ZM230 213V214H231ZM18 214L20 215L21 214V212L19 213L18 212ZM18 214H17V216H18ZM24 214V215H25ZM82 214V215H81ZM117 214H119V215H117ZM170 214V213H169ZM189 214H191V212L189 213ZM198 216L200 215V213H199V211H198ZM225 214V213H224ZM229 214V215H230ZM3 214H0V218H3L4 216H6V215H3ZM9 215V214H8ZM7 215V216H8ZM78 215V216H77ZM87 215V216H86ZM172 215V214H171ZM206 215V214H205ZM22 216V215H21ZM170 216V215H169ZM169 216H168V218H169ZM195 216H197L196 214H195ZM211 216H210V218H211ZM227 214H226V219H227ZM20 217V216H19ZM74 217V219L75 218H79V219H77V222H75V224H74V220L72 219ZM86 217H88V220H86L87 218ZM171 217V216H170ZM193 217H194V215H193ZM207 217V216H206ZM217 217H219V216H217ZM221 217V216H220ZM224 217V219H225V216H223ZM228 217H230V216H228ZM237 217V216H236ZM195 218V217H194ZM197 218V220H198V218H200V217H196ZM213 218V217H212ZM222 218V217H221ZM4 219H5V217H4ZM80 219H83V220H80ZM201 219V218H200ZM207 219V218H206ZM14 220H15V217H14ZM19 220V219H18ZM24 220V221H23ZM58 220H59V222H58ZM86 220V221H85ZM203 220H204V217H203ZM211 220V219H210ZM219 220V219H218ZM232 220V219H231ZM230 220V221H231ZM2 221H3V225H4V220L2 219ZM13 221V220H12ZM57 221V223H53V222H56ZM75 221H76V219H75ZM178 221V220H177ZM228 221H229V219H228ZM227 221V227H228V225H230V223L232 222H228ZM236 221V220H235ZM51 222H52V224L53 225H51V226H49L50 224H51ZM71 222V223H70ZM121 222V223H120ZM196 222V221H195ZM204 222V221H203ZM225 222V221H224ZM17 223H19L18 221L16 222V220H15V224H17ZM200 223V222H199ZM221 223V222H220ZM219 223V224H220ZM6 224V223H5ZM7 224L5 225V226H7ZM68 224H70L69 226H68ZM74 226H73V225ZM195 224H197V223H195ZM201 224H203V223H201ZM212 224H213V222H212ZM63 225V226H62ZM65 225V226H64ZM68 227H67V226ZM129 225V224H128ZM204 225V224H203ZM216 226L218 225V222H217V224H215ZM223 225V224H222ZM225 225V224H224ZM233 225H234V223H233ZM0 226H1V224H0ZM4 226V228H3V233L4 232H6L5 231V229H7L6 227ZM178 226H180V225H178ZM231 226V225H230ZM61 227H63V228H65V232L63 231L64 229L62 228L61 229ZM70 227V228H69ZM203 227V226H202ZM214 227V226H213ZM217 227H219V225L217 226ZM235 226H234V228H236ZM240 227V228H239ZM175 228H177L176 226H175ZM181 228V227H180ZM180 228H178V231L180 230ZM199 228H200V224H199ZM204 228V227H203ZM224 228V227H223ZM226 228V227H225ZM11 229H12V227H11ZM15 229V228H14ZM213 228H212V226H211V230H212ZM1 230V229H0ZM182 230V229H181ZM180 230V231H181ZM226 230H227V228H226ZM228 231V230H227ZM242 231H244V232H242ZM213 232H214V230H213ZM226 232V231H225ZM242 232V233H241ZM205 233H206V231H205ZM166 234V233H165ZM0 235H2V232L0 233ZM178 236H179V234H177ZM209 235V234H208ZM205 236V237H207V241H208V237H209V239L211 238L210 237V235L209 236ZM4 236V235H3ZM2 236V237H3ZM172 236V235H171ZM173 236H176L174 233H173ZM180 236H181V234H180ZM199 236V235H198ZM203 236V235H202ZM213 236V235H212ZM229 236V235H228ZM168 237V236H167ZM195 237V236H194ZM225 237H227V235H225ZM0 238H1V236H0ZM170 238V237H169ZM199 238H200V236H199ZM203 238V237H202ZM171 239V238H170ZM1 240H2V238L0 239V242H1ZM197 240V239H196ZM204 240V239H203ZM205 241V240H204ZM188 242V241H187ZM166 243V242H165ZM195 243V242H194ZM203 243V242H202ZM166 244H169V246H168V248L170 249V248H172V253H173V251L175 250V254H176V249L178 250V248H179V250H178V252L180 251V250H182V246L180 247V243H177V245H175V244H173L172 243V245H174L173 247H172V245L170 246V243H166ZM178 244H179V247H177L178 246ZM184 244V243H183ZM190 244V243H189ZM208 244V243H207ZM167 246V245H166ZM187 246V245H186ZM176 247V248H175ZM191 247H193V246H191ZM207 247V246H206ZM198 248V247H197ZM197 248L195 249L194 248V250L196 251L197 250ZM209 248V247H208ZM193 250V251H194ZM215 250H220V249H215ZM169 251V250H168ZM223 251V250H222ZM177 252V253H178ZM173 253V254H174ZM184 253H185V249H184ZM102 254H104V255H102ZM171 253H169V255H170ZM191 254V253H190ZM225 254V253H224ZM227 254H228V258H227ZM163 255V254H162ZM172 255V254H171ZM195 255H197V254H195ZM235 255V256H234ZM174 256V255H173ZM224 256V257H225ZM202 256H200V258H201ZM200 258H198V259H200ZM158 259V258H157ZM157 259H154V260H157ZM197 259V258H196ZM131 259H129V261H130ZM151 260V259H150ZM175 260H176V258H175ZM184 260V259H183ZM183 260H177V261H173L174 263L173 264H175L176 262H178L179 261V263L181 262L182 264H183ZM201 260V259H200ZM106 261H108V260H106ZM129 261H128V263H129ZM134 261H135V259H134ZM133 261V262H134ZM144 261L145 260H142V259H140V261H139V263L140 262H143V264H144ZM161 261V263L162 264H167V263H169V262H171L170 260H165L164 259V261H165V263H164V261H163V259H162V257H161V259L159 260V262ZM185 261H187V260H185ZM226 261V262H225ZM126 263H127V261H125ZM149 262V261H148ZM158 261H156V263H157ZM159 262L157 263V264H159ZM196 262V261H195ZM123 263V262H122ZM125 263V264H126ZM127 263V264H128ZM132 263V262H131ZM138 262H134V264H139ZM145 263H146V261H145ZM160 263V264H161ZM186 262H184V264H185ZM198 263V262H197ZM206 264H207V262H205ZM215 263H217V262H215ZM121 264V263H120ZM124 264V263H123ZM141 264V263H140ZM147 264H154V262H149V263H147ZM170 264V263H169ZM196 264V263H195Z\"/></svg>","mask_w":264,"mask_h":264}]
</instances>
